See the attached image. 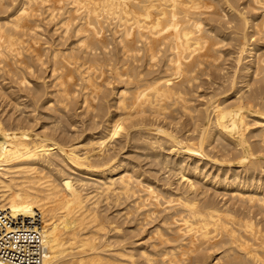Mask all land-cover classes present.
Returning a JSON list of instances; mask_svg holds the SVG:
<instances>
[{
  "label": "bare ground",
  "instance_id": "bare-ground-1",
  "mask_svg": "<svg viewBox=\"0 0 264 264\" xmlns=\"http://www.w3.org/2000/svg\"><path fill=\"white\" fill-rule=\"evenodd\" d=\"M2 3H3V0H0ZM8 1V0H7ZM13 1V0H12ZM11 1V2H12ZM16 1V0H15ZM211 1V0H210ZM209 0H208V2H207V0H21V3L19 4V6L18 7H15V10H14V12L11 14V17L10 18H8V19H6V21L5 22H3V23H1L0 22V62L2 61L3 63L5 62V59L6 58H9V56H11V54H13L14 55V57H15V59L17 60L18 59V57H19V54H20V52H22V49L20 50L19 49V52H16V50L18 49V47H17V49L16 48H13V46L14 47H16V45H19L20 44V42L19 41H21L20 39H22V36H21V38H19V41H17L18 42V44H16L17 42H16V39H15V36L17 35H19L18 34V32L21 30V28L23 27L24 28V26L26 27V25H24L25 23V21L26 20H28L30 17L31 18H33V15H35L34 13H33V11L35 12H38V11H40L39 9H38V7L39 8H41L42 6L43 7H45V9L47 8V11H50L49 13L48 12H45V13H47L48 14V17L49 18H46L45 19V23L47 22V26H45L44 24H42L41 25V27L44 25L45 26V28H47L48 30H50V28L49 27H52V26H50V25H52V24H54V23H56V20H57V22L59 21V19H56L55 21H54V23L52 22L51 24L49 23V27H48V21H47V19H49V20H52V19H54V17L55 18H57V12H59V9L58 10H56L55 9V5L58 3V4H61L62 5V3H63V5H66L67 4V9L69 8V10H64V9H62V6L61 5H59V6H61V7H59V8H61L60 10L61 11H66V13H65V15H64V17L62 18V20H60V21H63L62 23H60V21H59V26L60 27H64L65 26V29L63 28L62 30H65V31H67V29L68 28H70V25H71V23L72 24H74V22L73 21H77L78 19V21H80V22H76V24H77V27H76V31H75V33H74V35H76L75 37H74V35H72V37H74V38H76L77 36H79L80 37V35H81V37L76 41V43H78L79 42V45H76V46H79L78 48H80V47H84V48H86V49H84V51H87V49H89V50H92V51H88V54H87V52H86V54H85V56L86 55H89V53L91 54L92 52L94 53V51L96 50V49H98V51H100V52H102L103 53V55L105 54V50H104V52H103V49L105 48V46H106V42H105V39L106 38H108V31H106V28L107 29H109L108 28V24H113L112 26L114 27V29H115V31L114 32H119V34L118 35H120V38L117 36V41L119 42L120 41V43L122 44V49L120 48H118L119 50H123L124 49V53H126L127 55H128V53L129 52H131V51H133V50H138V51H140V48L138 49V48H136L135 47V43H137L136 41H135V37L137 38V40H139V41H142V39L144 38L145 40H147L146 42H144V46H146V50H147V56L149 57H147L146 56V54L141 50V52L145 55V59H146V57H147V59L146 60H148V62L149 61H153V60H155L156 58V55L158 54V53H156L157 52V42H158V40L160 41L159 43V47L162 45V43L163 44H165L166 45V47H167V57H165L166 59H167V69H166V72H164L163 74H161V73H157L158 75H157V77H155V75L152 73L153 72V70H154V72L156 71L155 69H161V67L163 66V64H162V66L159 68V66L160 65H158L157 63H155L154 61V63L156 64V65H158V67L155 65V64H153V62H152V64L151 65H149L150 64V62L148 63V64H146L147 65V67L148 66H154L155 65V69H150V70H152V74L154 75V77L151 79L150 78V74H149V70H148V76H146L147 78H150L151 80H146L145 78L146 77H144V79H142L143 77H136V76H134V77H136V79L134 78V77H131L132 79H135L136 81H134L132 84H133V88H132V84H131V82L130 81H133L132 79H130V77H129V81H128V77H127V80H126V83L128 84V82H129V86L131 87V88H129V87H127L128 85L126 84V87H118L117 88V96L115 97V95L113 96V100L112 101H115V105L113 106V107H116V109H118V110H121V112H122V114H119L120 115V117H119V115L117 116V117H119V118H117L116 120H114L113 119V117H112V119H113V121L111 122L110 121V123L107 125V127H104L103 125H102V123L104 122V118L105 117H107L106 115H104V113L102 114V115H104L105 117H102L103 118V120H102V118H101V120H99L100 122H101V124H100V122L97 124V127L100 125H102L103 127L102 128H104V132L103 133H101L102 134V136L101 135H99V136H101V137H99L98 138V136H96L97 137V139L96 140H94V139H91L90 141H89V138L88 137H90L89 135H88V137H87V139H86V142H89V144H91V146L92 147H90V148H85V147H82V148H78V142L77 143H75V142H73L72 141V136L71 137H69V139L71 138V141L72 142H70L69 143V141L68 142H66L65 140H64V138L63 139H60V141H59V139L57 138V140H56V138H54L56 135H55V133H54V135H53V137H52V135H51V133L52 132H55L54 130V127L55 126H53L51 123V125L50 126H52L51 128L52 129H54L53 131H52V129H51V131L52 132H50V135L51 136H49V135H47V134H45L44 133V135H39L38 133H40L41 131H44V130H41V131H39V132H37V131H35V132H37V134H35V136L32 134L33 133V131L31 132L30 131V129H35V127H37L38 125H36V123H35V115L33 114V116L35 117L34 118V120H32L35 124L34 125H36V126H33V128H30V129H28V127H26V126H28V125H26V126H24V124H26V123H24V122H26V121H24V122H21L20 121V119H21V117H22V114H19L18 115V117L17 118H19V120H17L18 122H21V123H24L23 124V126L24 127H19V126H16V127H14V128H6L5 126H4V124H3V121H1L0 120V210H2V211H8L14 218H30V217H32V216H34V215H40L41 216V218H42V222H43V225H42V228H43V243H44V246H45V250L42 252V255H41V258H40V261L38 262V263H36V264H116V263H120L121 264V262H112V260L114 259V258H111V260H110V258L108 257V255H106V254H108V253H106L108 250L105 248L106 246H109L108 244H110V242L108 243V244H106V242H105V240H104V235L106 234V232H108L109 231V228H106L107 227V225H106V220L104 219V217H105V215H100V213H106L105 211H104V209H101V210H103L104 212H99L100 210V208H102V207H100L99 205H103L102 203H100V200L102 199V198H105V199H109V198H111V197H113V202L115 201V200H117V199H121L122 198V195L125 197H127V199H128V201L130 200V199H133V198H131V197H135L136 196V194H137V198L138 199H140V201L139 200H137V202L139 201V202H142V201H144V200H146V198L145 199H142V198H144L145 197V193L143 194L141 191H139V190H142V188H143V191H147V195H153L154 196V194H153V192L155 191L156 192V190H153V189H155L156 187H157V185L156 184H154V185H156L155 186V188L153 187V189L151 188V185L150 186H148V184L146 185V184H142L141 182V185H143V187L140 185V187H142L141 189H137L138 187H136V190L137 191H139L140 192V195H141V193L144 195V197H143V195L142 196H140L139 195V193H137V191H135V187H134V184H136L137 182H133L134 181V179H133V181L131 182V180H132V178L134 177V176H138V174H136V175H134L135 173L133 172V170H131L132 169V166H131V168L129 169L128 168V166L126 165V163H124L123 161H121V159L119 158V154H117L119 151V149L120 148H122V147H120L122 144H117L116 142V144L119 146V149H117V150H115V153L111 150L110 152L111 153H107L109 150L108 149H106V148H108L109 146L107 145V144H110V143H107V142H110L111 140H113V139H115L114 137H116L117 135L118 136H120L122 133L124 134V138L127 140L128 138H129V140H130V135H131V131H130V129L131 128H136V127H142V128H144L145 126H146V124H148V123H144L143 121L142 122H132V120H130L129 122H131V123H125V122H127V120L126 119H129V118H127V116H129V117H131L132 118V116H142V115H144L145 113H149L148 115H149V117L153 114V116L156 118V116L158 117V116H165V114L167 113V111H168V109L170 110V108L169 107H171V108H174V107H172L173 106V104L174 103H176V104H178V102H181L182 103V105H183V107L182 108H184L185 109V111H187L188 110V112L189 113H185V115L186 114H189L190 115V112L192 113V111H190L189 109H190V107H188V97H186L185 95L188 93H186L185 94V92H186V89H185V86L187 87V85H183V84H185L184 82H187V83H190L191 81H192V79L193 78H195V76L193 75V73H195V72H199L198 74L200 75V70L202 69L203 70V68H198L197 66H199V64L202 66V61L201 60H203V58L202 59H199V57H202L203 55H202V52H200V51H202V50H211L210 48H209V44L208 43H210V45H211V42H212V40L214 39V38H216V37H213L214 36V34H211L208 30V32H209V34L208 33H205L204 32V30H203V27H205L204 26V23L206 22H204L203 20L204 19H202V17H204V14L205 15H208L209 14V11H208V14H206V12H207V10H206V12L202 15V13L204 12V10L205 9H208V8H210L211 9V7H212V9L211 10H213V7H216L217 5L215 4V5H213L212 6V4H211V2H210ZM214 2H215V0H213ZM212 1V3H214ZM221 1V0H220ZM229 1V0H228ZM239 1H241V0H231L230 1V3H231V5H232V3H240ZM248 1V0H247ZM250 1H252L253 2V4H255V7L252 9V11H248L249 13L247 14V15H245L244 13H242V10L243 9H241L240 11H238L237 10V12H240V13H242L241 15H242V20H240L238 23H240V22H242V23H240V25H242V27L240 28V29H244V28H247V27H251V29H253V35L252 36H250V37H252V39L251 40H253V42L252 41H250V43H248V41L249 40H247V37H246V35L248 34V33H246V35H243V40L241 41V45H240V48H239V51H238V54L236 55V54H234V55H236L237 56V58H236V61H237V63H238V68H236V72L238 71H240L241 69L243 70V71H245V73H244V75L246 76V77H249V76H252V77H255V78H257V80L254 78V82L252 83V82H249L250 81V79H248L247 81H246V77L243 79V80H245L246 81V83L245 84H247V85H250L249 87H247V88H249V90L251 89V87L253 86H256V88L255 89H253V90H251V92L250 93H247V92H243V91H246L245 90V88L243 89V93H238L239 94V96H237L236 97V99L234 100V101H229V103L228 102H225V98H227V96L229 95V93H224V95H223V98H218V97H216V96H214L215 95V91H214V94H212L211 95V97H210V102L208 101L209 100V98H208V102L210 103V105H209V103H208V105H209V118H208V124L206 125V126H204L203 125V123L202 124H200L199 123V127H200V129H198L197 128V126H196V128L199 130V132H198V134L196 135V136H192L191 138H189V139H187V137L188 136H186V138H185V140L187 139V141L185 142H183L182 140H184V136H183V139L181 140L180 139V141L179 140H177L176 139V134H175V136H174V134H172V133H170V132H168V131H172V130H168V131H166L162 126H160V125H157L156 124V122L158 121H156L155 122V124H156V126H154V128L152 127V125H151V127H152V129L151 130H153L152 132H155L156 134H160L159 136H163L162 137V139L164 140V142H171L170 144H172L173 143V145H171V146H175V147H177L176 148V155L177 154H179L180 155V157H181V155L182 156H186L185 158H183V159H180V161L178 162L177 161V163H176V165L174 166V164L171 162V166H172V164H173V166H174V172H170L169 174L170 175H174V177L177 179V182H180V184H182L183 183V185H184V183H185V186L187 185V187H188V189L190 190V191H192V192H198L199 190H200V186H201V184L203 183L202 181L204 180L205 182H206V180L207 179H210V181L212 182V183H214L215 185L216 184H218V185H223V187L224 186H226V187H236V189L238 190V192L236 191H232V192H234L235 193V195H234V193H231L230 192V194L229 195H231L230 197H232V199L233 198H235V199H233V200H236V202L237 203H240V206L239 207H243V208H240V210L241 209H244L243 211H240L239 209H238V211H239V213H238V211L237 212H235V210H234V208L232 209V207H231V209L232 210H234V211H232V210H230L229 208H227V209H222L221 208V206L223 205H221V203L220 204H217L218 206L219 205H221L220 206V208L219 207H217L215 204V200H213V202H214V204L210 201V202H206L205 201V203H203L202 205H199L198 203L200 202H197V200H198V197H196L197 198V200L196 199H194V196L192 197L193 198V200H192V198L191 199H189L188 198V196L186 197L185 196V191L184 192H182L183 194H184V196H183V194L182 193H180L181 195L180 196H178V199H177V197L175 198V199H177V202H173V198L169 201V205H171V203L173 202V203H175L176 204V206L178 205L179 206V204L181 205V207L183 208V210H182V208H179V207H177V208H179L180 210H182L180 213L178 212V214H180L179 215V218H180V220H182V222H183V224H184V227L183 226H181V228L180 229H178V230H180L181 232H182V234H183V236L185 235L186 237H187V235H188V237H189V240H187V243H186V245L187 246H185V247H187V248H181L182 246H184L185 245V240H186V238L184 239V237L183 236H179V239H184V241H183V244L184 245H182L181 244V242L179 241V239H178V241H177V239H175L174 240V242H176V243H178V244H181V245H177L176 244V247L177 246H179V248H181L182 249V251L180 252L179 250V248L178 249H176V250H178V254H177V251H174L175 250V248H174V250H172L171 252H168L167 254H169V257H168V259H169V261L168 262H174V263H176V264H180V262H182V261H186L185 260V257L187 258V260H188V258H190V257H188V256H190L191 255V253H193V252H195V253H198V255L194 258V261H195V263L196 264H202L203 263V260L206 258V260H207V257L210 259L211 258V256L213 257L212 258V260H213V263L214 264H264V225L263 224H261V222H260V220L259 221H257V219H256V217L258 218V216H260V214H264V186H256V185H254V184H256L254 181H255V176H257V175H260V174H257V173H263V175H264V160H262V161H260V158L259 157H254V155H255V153H254V151H257V150H255L257 147H258V149H259V147H260V149L259 150H261L262 149V153L264 152V91H263V89H264V0H249V3H250ZM0 2V3H1ZM10 2V3H11ZM14 2V1H13ZM20 2V1H19ZM210 2V4H208ZM216 2H218V1H216ZM222 2V1H221ZM221 2H220V4H221ZM6 3V2H5ZM5 3H3V4H5ZM9 3V2H8ZM8 3L6 4L7 6H8ZM64 3H66V4H64ZM223 3V5L225 4L224 2H222ZM13 4V3H12ZM12 4H9V5H12ZM14 4H15V2H14ZM219 4V3H218ZM237 4V5H238ZM247 4V3H246ZM1 5V4H0ZM16 5V4H15ZM18 5V4H17ZM16 5V6H17ZM39 5V6H38ZM226 5V4H225ZM224 5V6H225ZM235 5V4H234ZM232 6L233 8L235 7V9H236V6ZM249 5V4H248ZM36 6H38V7H36ZM250 6V5H249ZM254 6V5H253ZM252 5H251V7H253ZM2 6H0V8H1ZM36 7V8H35ZM43 7L41 8V9H43ZM56 7H58V6H56ZM65 6H63V8H64ZM239 7H242V4H241V6L239 5ZM5 8H7V7H5ZM4 8V9H5ZM10 8V7H9ZM14 8V7H13ZM217 8H219V10H216V11H218V13L215 11V8H214V11H211V13H213L214 12V16H215V14L217 13V14H221L222 13V15L224 16V20H225V16L226 15H224V13L222 12L223 10H221V8L220 7H217ZM216 8V9H217ZM244 8V7H243ZM36 9H38V11L36 10ZM203 9V10H202ZM222 9H223V7H222ZM238 9V8H237ZM246 9H248V10H250L249 8H246ZM1 10V9H0ZM54 10H56V13L55 14H57L56 16H54L55 14L53 13L54 12ZM220 10H221V12H220ZM225 10V9H224ZM227 10V9H226ZM225 10V11H226ZM231 9H229L228 11H230ZM245 10V9H244ZM2 11V10H1ZM0 11V12H1ZM6 11H8V9H6ZM11 11H12V9H11ZM10 10H9V12H11ZM43 11H44V9H43ZM41 12V14L43 15V13L44 12ZM247 11V10H246ZM4 12H5V10H4ZM35 12V13H36ZM2 13V12H1ZM44 13V14H45ZM61 14L62 13H64V12H60ZM59 13V15H61ZM226 13V12H225ZM228 13V12H227ZM233 12H231V14H232ZM3 14V13H2ZM1 14V15H2ZM4 14H6V12L4 13ZM41 14H39L40 16H41ZM46 14V15H47ZM230 14V15H231ZM235 13H233V15H234ZM45 15V16H46ZM59 15H58V17H59ZM62 15V16H63ZM202 15V17H199V16H201ZM212 15V14H211ZM227 15H229V14H227ZM236 15V14H235ZM234 15V16H235ZM245 15V16H244ZM61 16V17H62ZM213 16V15H212ZM216 16H218V15H216ZM222 16V17H223ZM232 16V15H231ZM4 17V16H3ZM7 17H9V16H7ZM43 16H41V18H42ZM228 17V16H227ZM236 17H237V15H236ZM6 18V17H5ZM4 18V19H5ZM30 18V19H31ZM35 18H36V16H35ZM44 18V17H43ZM42 18V19H43ZM60 18V17H59ZM208 18H210V17H208ZM218 18H221L220 16L219 17H217V19ZM34 19V18H33ZM61 19V18H60ZM223 19V18H222ZM35 20V19H34ZM38 20V19H37ZM101 20L103 21V23L101 24ZM216 20V19H215ZM235 20V19H234ZM236 20H238L237 18H236ZM1 21H4V20H1ZM30 21H32L33 22V20H30ZM40 21V20H39ZM39 21H37V22H39ZM209 21V20H208ZM221 21V20H220ZM219 21V22H220ZM223 21V20H222ZM231 21V20H230ZM37 22H35V23H37ZM43 22V21H42ZM211 22H214L213 20L211 21ZM217 23H219L218 22V20L216 21ZM226 22H227V20H226ZM225 22V23H226ZM235 22V21H234ZM233 22V23H234ZM26 23H27V21H26ZM29 23V22H28ZM27 23V24H28ZM35 23L33 22V23H30L31 25H35ZM104 23H107L106 25L104 24ZM221 23V22H220ZM219 23V24H220ZM223 23V22H222ZM228 23V22H227ZM231 23H232V21H231ZM230 23V25H229V27H230V29H231V25H233V24H231ZM236 23V22H235ZM29 24V25H30ZM57 24V23H56ZM84 24L86 25V27L84 26ZM206 24H208V23H206ZM55 25V24H54ZM62 25V26H61ZM75 25V24H74ZM218 25V24H217ZM223 25V24H222ZM225 25V27L227 26L226 24H224ZM236 24H234V26H235ZM32 26V27H33ZM55 26H57L58 27V25H55ZM84 26V27H83ZM106 26V28H104V27ZM213 25H211V27H212ZM219 26V25H218ZM221 26V25H220ZM237 26V28H238V26H239V24H237L236 25ZM35 27H38V28H36L37 30H39V26H38V24H37V26L35 25L34 27H33V29H35ZM57 27H55V28H57ZM73 27H75V26H72L71 28L73 29ZM210 27V28H211ZM216 27V26H215ZM225 27H223V28H225ZM233 27V26H232ZM43 28V27H42ZM42 28H40V30H42ZM70 28V29H71ZM86 28V29H85ZM99 28V29H98ZM107 32V33H105V34H107L108 36H105V34H103V32H102V30L103 29ZM111 28V27H110ZM205 28H207V27H205ZM209 28V29H210ZM213 28V27H212ZM228 28V27H227ZM226 28V29H227ZM234 28V27H233ZM236 28V30L238 31V29ZM20 29V30H19ZM26 31L28 30V29H30V27L29 28H24ZM24 29H22V30H24ZM33 29H30V32H28V35L25 33V37H26V35L28 36V37H30L31 35H33L32 34V32H33ZM44 29V28H43ZM69 29V30H70ZM75 29V28H74ZM214 30H216L215 28H213ZM239 29V30H240ZM248 29V28H247ZM251 29H250V31H251ZM22 30H21V32H19L21 35H23L24 34V32H26V31H24L23 32V34H22ZM54 30V29H53ZM53 30H52V33H51V35L54 33L55 35H58V34H56V33H58L57 31L56 32H53ZM56 30V29H55ZM54 30V31H55ZM57 30H58V28H57ZM101 30V31H100ZM111 30V29H110ZM222 30V27L220 28V31ZM14 31H18L17 32V34L16 35H13V34H15L14 33ZM29 31V30H28ZM36 31V30H35ZM34 31V32H35ZM60 31H61V29H60ZM72 31V30H71ZM71 31H68V32H66V36H64V38L66 37V39L70 36L69 34H72V33H69V32H71ZM85 32V33H81V32ZM112 31V30H111ZM212 31V30H211ZM220 31H219V33H220ZM224 31V30H223ZM227 30H225L224 32H226ZM236 31V32H237ZM42 32H45V34H49V33H46V32H48V31H46V29H45V31H42ZM41 32V33H42ZM100 32H102V34L106 37L105 39H104V37L103 36H101V34H100ZM216 32V31H215ZM214 32V33H215ZM224 32H221V33H224ZM242 31H240V33H241ZM249 32V31H248ZM31 33V34H30ZM35 33H37V38H39V37H41V34H39L38 35V33H40L39 31L37 32H35ZM63 33L64 32H62V34H61V32H59V35H63ZM67 33H68V37H67ZM78 33H80L79 35H78ZM213 33V32H212ZM218 32L216 33L217 35H220ZM228 33V32H227ZM231 33H233V32H231ZM238 33H239V31H238ZM44 33H42V35H45ZM99 34H100V36L104 39H102V38H100L99 37ZM109 34H110V31H109ZM117 34V33H116ZM115 34V35H116ZM211 34V35H210ZM250 34V33H249ZM35 35V34H34ZM33 35V36H34ZM59 35H58V39H55L54 38V36H52V38L53 39H55V40H59L60 38V40L62 41V42H65V41H63V36H60V38H59ZM111 35H113V33L111 32ZM213 35V36H212ZM223 35V34H222ZM224 35L226 36V33H224ZM235 35L238 37V35L235 33ZM254 35L256 36H258V38H254ZM216 36V35H215ZM228 36H229V33H228ZM256 36V37H257ZM28 37L26 38V40H22L21 42L22 43H24V41H25V43L27 44V42H28V40L30 39H28ZM35 37V36H34ZM33 37V38H34ZM50 37V36H49ZM49 37H48V40H49ZM72 37L71 38H69V39H71L72 40ZM116 36H114L113 38H115ZM230 37L231 38H234V34H233V37L230 35ZM230 37H229V39H230ZM42 38H43V36H42ZM42 38H39V41H38V39L36 40V42L35 43H39V42H41L40 40H42ZM73 38V39H74ZM78 38V37H77ZM76 38V39H77ZM112 37L110 38V40H108V39H106V41H111V39H113ZM160 38H162V40H164V41H161L160 40ZM212 38V39H211ZM219 38H220V36L218 37V38H216V39H218L219 40ZM228 38V37H227ZM239 38H240V40H241V37L239 36ZM239 38H237L238 40H239ZM25 39V38H24ZM31 39H32V37H31ZM45 39H46V36H45ZM50 39H51V37H50ZM66 39H64V40H66ZM116 39V38H115ZM120 39V40H119ZM221 39V38H220ZM224 39H226V37L224 38ZM229 39L227 40L228 42H230L229 41ZM248 39H249V37H248ZM18 40V39H17ZM35 41V39H32V41ZM54 40V41H55ZM68 40V39H67ZM232 40V39H231ZM236 40V39H235ZM239 40V41H240ZM27 41V42H26ZM47 41V40H46ZM56 41V42H57ZM61 41H59V44L61 45ZM223 41V39L222 40H220V41H214V42H212V45H214V43L215 42H217V43H215V44H218L219 46H220V43ZM31 42V40H29V43ZM49 42V41H48ZM48 42H44V40H43V43H48ZM53 41H51V43H52ZM55 42V43H56ZM107 42V44L109 45V43ZM113 42H115L114 41V39H113ZM118 42H116V43H118ZM127 42V43H126ZM135 42V43H134ZM143 42V41H142ZM226 42V41H225ZM227 42V43H228ZM233 42V41H232ZM236 42H238V41H236ZM37 43V44H38ZM54 43V44H55ZM75 42H73V44H74ZM75 43V44H76ZM115 43V44H116ZM224 43V42H223ZM235 43V42H234ZM16 44V45H15ZM26 44H23L22 46H25ZM40 45L42 44V43H39ZM45 44V45H46ZM54 44L52 45V46H54ZM66 44H69L68 43V41L66 42V43H62V45H63V47H64V45H66ZM114 44V43H113ZM121 44H119L120 46H121ZM130 44V45H129ZM222 44V43H221ZM238 44V43H237ZM21 45V44H20ZM45 45L43 46V47H45ZM62 45H61V47H59V45L57 46L58 48H61L62 49ZM137 45V44H136ZM218 45H215V46H213V52H215V54L214 53H212V50H211V54L213 55H215V56H217V58H219V56H220V58L218 59V61L221 59V58H223L222 56H221V54H219L220 52L218 51V53H217V55H216V50H218V49H216V48H219V46ZM222 45H224V44H222ZM30 45H28V47H29ZM39 46V45H38ZM70 46V45H69ZM75 45H71L70 47H74ZM112 46V45H111ZM118 46V45H117ZM229 46H230V44H229ZM21 47V46H20ZM28 47H27V49H28ZM36 46H34V48H35ZM40 47V46H39ZM43 47H41V48H43ZM46 47H48L49 48V46H47L46 45ZM55 47V46H54ZM67 47V45L65 46V48ZM102 47H104V48H102ZM108 47V46H107ZM113 47V46H112ZM214 47H215V49H214ZM221 47V46H220ZM222 47H224V46H222ZM231 47V46H230ZM236 47H238V46H236ZM235 47V48H236ZM23 48V47H22ZM31 48V47H30ZM37 48V47H36ZM75 48H77V47H75ZM75 48L73 49V50H70L69 48H67V50H65L62 54L64 55L63 56V58L64 57H67L64 53H66L67 54V52L66 51H68V56L69 57H67V58H71L72 60H75V59H77V58H75L77 55H76V53L78 54L79 53V55L81 54V52H83V51H75L74 52V50H75ZM77 48V49H78ZM102 48V49H101ZM110 46H109V51H110ZM113 48H115L116 49V47H113ZM142 48V47H141ZM163 48V50H164V46L162 45V47L160 48V50ZM234 48V49H235ZM25 49V48H24ZM23 49V50H24ZM26 49V50H27ZM40 49V48H39ZM37 50L38 52L39 51H41L42 49H40V50ZM46 51L48 50L47 48H44ZM51 50H52V52H53V49L52 48H50ZM70 50V52L71 51H73L74 53H75V56L73 55V53L72 54H70L69 53V50ZM76 49V50H77ZM82 48H80V50H81ZM106 49V48H105ZM112 49V48H111ZM118 49H117V51H118ZM232 49V48H231ZM232 50V51H236V50ZM237 49V48H236ZM26 50H24L25 52H26ZM31 50V49H30ZM29 50V51H30ZM34 49L32 48V51H33ZM36 50H34L36 53L35 54H37V55H40V56H42V52H43V50L41 51V52H39V53H37V51ZM94 50V51H93ZM107 50V51H108ZM113 50V49H112ZM156 50V51H155ZM159 50V49H158ZM159 50V51H160ZM225 50V49H224ZM227 50V49H226ZM33 51V52H34ZM46 51H44L45 53H46ZM57 51H60V50H57ZM57 51L55 50L54 52V54L53 53H51V55H53V57L50 55V57L48 58V59H50V58H52V61H50V62H52L53 64H51V65H53V66H50V68H51V76H55V83L52 85V88H53V86H54V91L57 93L56 95L58 96V94L62 97V100H64L63 102H65V101H67V103L70 101L71 102V96H70V94H68L67 92L69 91L70 92V90L73 92V90H72V86H70V87H72L71 89H70V87H69V89L70 90H68V88H67V90H65L66 88H65V86L67 85V84H69V82L67 83V82H65L64 83V81H67L68 80V78H67V80H64V79H62V77L64 78L65 76H64V74H63V72H57V69L59 68H57V67H55V65H56V61L58 62V61H60V60H57V57H58V53H57ZM114 51H116V50H114ZM135 51H133V52H135ZM24 52V53H25ZM48 52V51H47ZM51 52V51H50ZM62 52V51H61ZM119 52V51H118ZM122 53H123V51H121ZM161 52H163V51H160L159 52V54L157 55L158 57L160 56V53ZM165 52V51H164ZM196 52H198L199 54H201V55H198L199 57L197 58V59H199L200 61H197V60H195L196 58H194L193 57V59H194V61H193V59L191 60V58H192V56L193 55H196V57H197V53ZM205 52V54L207 53L206 51H203V53ZM224 52V51H223ZM228 52V51H227ZM226 52V53H227ZM230 52V51H229ZM42 53V54H41ZM92 53V55H94ZM96 53V52H95ZM99 53V52H98ZM98 53H96V56H98L97 54ZM107 53V52H106ZM108 53H110V52H108ZM122 53H119V54H122ZM141 53V54H142ZM209 53V52H208ZM21 54H23V53H21ZM20 54V55H21ZM26 54V53H25ZM25 54H23V55H21V58H23L22 56H24L25 57ZM28 54L30 55V54H32L31 53V51L28 53L27 52V55H26V57L28 56ZM50 54V53H49ZM60 54V53H59ZM62 54H61V56H62ZM111 54V53H110ZM126 54H122L123 56H125ZM136 54V53H135ZM138 54H140V52H138ZM140 54V61L141 60H144L143 58L141 59V55ZM162 54V53H161ZM164 54H166V52L164 53ZM210 54V56L209 55H207L208 56V60L210 61V60H212V63H211V65L215 62V60H216V58L214 57V59L212 58V55ZM227 54H229V53H227ZM231 55H232V53H230ZM229 54V55H230ZM18 55V57H16ZM36 55V57H32L33 59H35V60H32V63H33V61L35 62L36 61V63H34V64H36V65H39V64H41V65H44L45 64V61L46 60H48L47 59V57H46V55H47V53H46V55L44 54V56H42V57H45L46 58V60L45 61H43V58L41 59V57L40 56H37ZM91 55V57H88L87 56V58L83 55H81L82 57H83V59L85 58L86 60L88 59V58H92L93 56ZM117 55V54H116ZM115 55V56H116ZM133 55V54H132ZM163 55V54H162ZM161 55V57H163ZM219 55V56H218ZM31 56H33V54L31 55ZM35 56V55H34ZM60 56V57H61ZM95 56V55H94ZM108 56H111V55H107V57ZM123 56H121V58H123ZM128 56H130V57H133V56H131V54L130 55H128ZM128 56L126 57L127 59H128ZM134 56H136L137 57V55H134ZM204 56H206V55H204ZM203 56V57H204ZM224 56V55H223ZM13 57V56H12ZM78 57V56H77ZM101 57V55H99V58ZM104 57V56H103ZM114 57V56H113ZM113 57H111L112 59H114ZM117 57V56H116ZM115 57V58H116ZM120 57V56H119ZM118 57V58H119ZM136 57H134V58H136ZM144 57V56H143ZM234 57V56H233ZM31 57L29 56L28 58H25L24 59V61L25 60H27V59H30ZM63 58H61V59H63ZM66 58V59H67ZM75 58V59H74ZM105 58V57H104ZM103 58V59H104ZM164 58V60H166ZM190 58V59H189ZM209 58H211V59H209ZM225 58V57H224ZM246 58H249L247 61L248 62H245L244 63V59H246ZM58 59H60V58H58ZM70 59V60H71ZM81 60L82 58H79L78 57V59H77V61L78 60ZM84 59V60H85ZM93 59V58H92ZM112 59H109L108 58V61L109 60H112ZM123 59H125V58H123ZM130 59V58H129ZM138 59V58H137ZM136 59V60H137ZM159 59H162V58H160L159 57ZM187 59H189V61H187ZM205 59H207V58H205ZM7 60H9V59H7ZM19 62H21V60L22 59H20L19 58ZM65 60V59H64ZM71 60V61H72ZM82 61L83 63L85 62V61ZM90 60V59H89ZM88 60V61H89ZM107 60V59H106ZM117 60L119 61L118 63L120 64L121 62H120V59H116V64H117ZM136 60H134V61H136ZM146 60H144V61H146ZM213 60H214V62H213ZM235 60V59H234ZM234 60H232V61H234ZM10 61L12 62V59H10ZM23 61V60H22ZM23 61V62H24ZM62 61V60H61ZM66 62L67 61H69L68 59L67 60H65ZM80 61V62H81ZM88 61H87V63H88ZM94 61H96L95 60V57H94V60H92V65L94 64ZM108 61H106V63L108 62ZM113 61V60H112ZM115 61V60H114ZM121 61L123 62V60L121 59ZM124 61H126V60H124ZM131 61H133V58H131ZM156 61V60H155ZM197 61V62H196ZM206 61V60H205ZM217 61V60H216ZM217 61V62H218ZM227 61V60H226ZM235 61V62H236ZM7 63H9L8 61H6ZM16 62V66L17 65H19V64H17L18 63V60L17 61H15ZM15 62H14V64H15ZM26 62V61H25ZM30 62V61H29ZM42 62V63H41ZM44 62V63H43ZM89 62H91V60L89 61ZM110 62V61H109ZM128 62V61H127ZM126 62V63H127ZM138 62H139V60H138ZM204 62V61H203ZM221 62V61H220ZM3 63H0L1 65L3 64ZM26 63H28V62H26ZM32 63H30V64H32ZM39 63V64H38ZM46 63H47V61H46ZM61 63V62H60ZM59 62H58V64H60ZM63 64H64V61L62 62ZM61 63V64H62ZM68 63V62H67ZM72 63V62H71ZM70 63V64H71ZM74 63V62H73ZM75 63H76V61H75ZM74 63V64H75ZM86 63V62H85ZM84 63V64H85ZM86 63V64H87ZM97 64H98V62H96ZM95 63V64H96ZM99 63H101L100 65H103L104 63H105V59H104V62L101 60V62H99ZM111 63V62H110ZM129 63H131V62H129ZM135 63H137V61L135 62ZM140 63V62H139ZM138 63V65H140ZM143 63H145V62H143ZM205 63V62H204ZM209 63V62H208ZM222 63V62H221ZM23 65H24V63H22ZM57 64V65H58ZM60 64V65H61ZM69 64V63H68ZM78 64V66L77 67H79L80 66V68H81V71H82V68H83V66L81 67V65H79V63H76L75 65H77ZM80 64H82V63H80ZM85 64V65H86ZM88 64H90L91 65V63H88ZM95 64H94V66H95ZM123 63H121V66H122V68L121 69H123V66L124 65H127V64H125L124 63V65H122ZM216 66H218L217 65V63L215 62L214 63ZM235 64V63H234ZM0 65V71L2 70L1 68H2V66ZM5 65H6V63H5ZM5 65H3L4 67H5ZM9 65H10V63H9ZM21 65V64H20ZM19 65V67L20 68H22V71H23V65H22V67ZM26 65V64H25ZM28 65V64H27ZM26 65V66H27ZM46 65V64H45ZM48 65V64H47ZM60 65H58V66H60ZM65 65H67V64H64V66ZM72 65V64H71ZM70 65V67H67V68H64V66H63V69L65 70V69H67L68 71H69V73L68 74H71V70L72 69H74V67L73 66H71ZM99 65V64H98ZM108 65V64H107ZM111 65V69H112V65H114V63L112 64H110ZM109 65V66H110ZM135 65V64H134ZM133 65V62H132V65H130V67L132 66H134ZM138 65L136 66V68H138ZM145 65V66H146ZM208 65H210V64H208ZM7 66V65H6ZM15 66V65H14ZM31 66H34L33 64L32 65H30V67L29 66H27V67H29V68H31ZM89 66V65H88ZM87 66V67H88ZM92 67V66H90V70H92V68H98L99 66H97V67ZM119 66V65H118ZM129 66V65H128ZM135 66H134V68H132V70L133 69H135ZM141 66V65H140ZM145 66H143V64H142V68H144ZM207 66V65H206ZM215 66V67H216ZM3 67V68H4ZM11 67H13L12 65L10 66V68ZM18 67V66H17ZM25 67V66H24ZM36 67H38V66H36ZM61 68H62V65L60 66ZM85 67V66H84ZM92 67V68H91ZM101 67H104V68H100L101 70L102 69H105V65L104 66H101ZM114 67H117V66H114ZM120 67V66H119ZM118 67V68H119ZM197 67V68H196ZM203 67H204V64H203ZM208 67V66H207ZM212 67V66H211ZM214 67V68H215ZM223 66H221V68H222ZM235 67V66H234ZM6 68V67H5ZM35 67H33V69H34ZM39 68H40V70H41V68L42 67H40L39 66ZM49 68V67H48ZM49 68V69H50ZM69 68L71 69V70H69ZM80 68L78 69V70H80ZM97 69L98 71L100 70V69ZM107 68V67H106ZM109 68V67H108ZM106 69V70H108V71H110L109 69ZM124 68H128L129 69V67H124ZM131 68H130V70H131ZM141 68V67H140ZM141 68V69H142ZM206 68V67H205ZM204 68V69H205ZM210 68V67H209ZM233 68V67H232ZM12 69H15V67L14 68H12ZM12 69H11V71H12ZM16 69H18V68H16ZM27 68H25L24 70H26ZM38 69V68H37ZM37 69H35L34 70V72H36L37 71ZM47 69V68H46ZM48 69V70H49ZM88 69V68H87ZM117 69V68H116ZM128 69H126L125 70V72H126V74H125V72L124 73H121V70H120V73H118L119 72V70H118V72H117V70H116V72H117V75H114V77L115 76H117V78L115 77V79H117V82H118V80L119 81H121V82H123L124 83V79H125V77H124V79H123V76H124V74L125 75H127L128 76V74H127V70ZM147 69H149V68H147ZM146 69V70H147ZM196 69H197V71H196ZM198 69H199V71H198ZM207 69V68H206ZM205 69V70H206ZM212 69V68H211ZM219 69V68H218ZM235 69V68H234ZM234 69H233V72H234ZM6 70V69H5ZM32 70V69H31ZM61 70V69H60ZM76 70V66H75V69H74V71H73V73L75 72L76 74H77V70ZM85 70V69H84ZM106 70H104V71H106ZM114 70V72H115V69H113ZM132 70H131V73H132ZM140 69H138V71H139ZM201 70V71H202ZM241 70V71H242ZM10 71V70H9ZM14 72H15V70H13ZM17 71V70H16ZM27 71V70H26ZM46 71V70H45ZM44 71V72H45ZM59 71V70H58ZM94 71H96V70H94ZM94 71H91L90 73H88V71L86 70L83 74V76L81 75L80 76V74H79V76L80 77H82V79H83V81H85L86 83L85 84H89V85H93V82H94V84H95V82L96 81H94L95 79H93V80H91V77H92V72H94ZM97 71V72H98ZM108 71H106V73L105 74H109L110 72H108ZM124 71V70H123ZM137 70H135V72H138ZM144 72H146V74H147V71H145V69L143 70ZM157 71H159V70H157ZM156 71V72H157ZM204 71V70H203ZM202 71V72H203ZM211 71V70H210ZM214 71V70H213ZM240 71V72H241ZM5 72V71H4ZM8 72V71H7ZM18 72H19V70H18ZM23 72H25V71H23ZM29 72H31V71H29L28 70V74H30V76L32 75V72L31 73H29ZM38 72H39V69H38ZM38 72H36L37 74H38ZM43 72V71H42ZM66 72V70L64 71V73ZM79 72V71H78ZM97 72L96 73H94L95 75H98L99 76V74H97ZM113 72V73H114ZM116 72H115V74H116ZM161 72V71H160ZM201 72V73H202ZM17 73V72H16ZM22 72H21V70H20V74H21ZM36 73H34V74H36ZM40 73V72H39ZM72 73V74H73ZM81 73V72H80ZM103 72H101L100 74H102V75H100L99 77H101V76H103V75H105ZM129 73V76H131L130 75V72H128ZM140 73V72H139ZM138 73V74H139ZM143 73V72H142ZM142 73H140L141 75H142ZM196 73V74H197ZM209 72H207V74H208ZM211 73V72H210ZM229 73V72H228ZM232 73V72H231ZM0 74H1V72H0ZM4 74H6V72L4 73ZM11 74V73H10ZM25 74V73H24ZM24 74H23V76H24ZM49 74H50V72H49ZM71 74V75H72ZM82 74V73H81ZM87 74V75H86ZM91 74V75H90ZM133 74H135V73H132V75ZM152 74H151V77H152ZM156 74V73H155ZM203 74H206L205 72H203ZM202 74V75H203ZM214 74V73H213ZM234 74H236V73H234ZM241 74H242V72H241ZM7 75V74H6ZM11 75H14V73L13 74H11ZM11 75H9V76H11ZM44 75V74H43ZM63 75V76H62ZM66 75V74H65ZM71 75H70V77H71ZM75 75V74H74ZM94 75V77L93 78H95L96 76ZM136 75V74H135ZM144 76H145V73L143 74ZM142 75V76H143ZM232 75V74H231ZM227 76L228 78H231L232 76ZM237 75V74H236ZM1 76V75H0ZM8 76V75H7ZM19 76H21V75H19ZM18 76V78H20ZM26 76V75H25ZM28 77H29V75H27ZM34 76H36V75H34ZM38 76V75H37ZM68 76V75H67ZM79 76H77V78L79 77ZM205 76V75H204ZM226 76V75H225ZM238 76V75H237ZM12 77V76H11ZM14 77V76H13ZM12 77V78H13ZM27 77V78H28ZM39 77H42V75L41 76H39ZM37 78V80L38 79H40V78ZM80 77L78 78V80L80 79ZM98 77V78H99ZM106 77V76H105ZM108 77V76H107ZM110 77H112L111 76V74H110ZM207 77V76H206ZM219 77H220V75H219ZM222 77V76H221ZM223 77H224V75H223ZM239 77V76H238ZM259 77V78H258ZM26 78V79H27ZM30 78V77H29ZM52 77H49L48 79H51ZM72 78H73V76H72ZM72 78H69V81H70V84H71V80H72ZM97 78V77H96ZM177 78H183L180 82L178 81V82H175L174 80L176 79V80H178ZM233 78V79H232ZM231 79H232V81L231 80H229V82L231 81V86H230V84L229 83H227V82H225V80H224V84L225 83H227V87L226 86H223V87H226L227 89H229V86L231 87V88H234V87H237V86H235L236 84H237V79L238 78H236L235 79V77L233 76ZM241 78V77H240ZM239 78V79H240ZM243 78V77H242ZM6 79V78H5ZM42 79V78H41ZM40 79V80H41ZM47 79V78H46ZM66 79V78H65ZM71 79V80H70ZM76 79V78H75ZM101 80L102 79H104L103 77H101L100 78ZM100 79H98V80H100ZM111 79V78H110ZM114 79V78H113ZM217 79V78H216ZM215 79V80H216ZM221 79V78H220ZM223 79V78H222ZM251 79H253V78H251ZM2 80V78L0 77V81ZM9 80V79H8ZM16 80V79H15ZM25 80V79H24ZM24 80H23V82H24ZM33 80H36V79H32V81ZM64 80V81H63ZM77 80V79H76ZM97 80V86L99 85V88H97L96 89V91H98V89H100V86L102 85L101 83L104 81L105 82V80H103L102 82H99ZM112 80V79H111ZM110 80V81H111ZM200 80V79H199ZM204 80V79H203ZM237 80V81H236ZM242 80V79H241ZM242 80V81H243ZM10 81V80H9ZM19 82H20V80H18ZM27 81V80H26ZM44 81H45V79H44ZM43 81V82H44ZM50 81V80H49ZM93 81V82H92ZM108 81V80H107ZM106 81V82H107ZM114 81V80H113ZM113 81H111V82H113ZM221 81V80H220ZM226 81H228L227 80V78H226ZM253 81V80H252ZM255 81H256V83H255ZM3 82V81H2ZM12 82V81H11ZM22 82V84L24 85V83ZM37 82V81H36ZM51 82V81H50ZM76 81H73V83H75ZM78 82V81H77ZM103 82V85L105 84ZM111 82H110V85H111ZM120 82V83H121ZM205 82V81H204ZM216 82V81H215ZM239 82V81H238ZM13 83H14V81H13ZM16 83V82H15ZM28 83H29V81H28ZM38 83V82H37ZM36 83V84H37ZM52 83V82H51ZM82 83H83V86H85L84 85V82H80V84L82 85ZM119 83V84H120ZM122 83V84H123ZM200 84H201V80H200V82H199ZM208 83V82H207ZM221 83H223V81L221 82ZM220 83V84H221ZM254 83H255V85H254ZM12 84V83H11ZM18 84V83H17ZM21 84V83H20ZM31 84V83H30ZM34 84V83H33ZM32 84V85H33ZM36 84L34 85V86H36ZM109 84V82L106 84V85H108ZM114 85L116 84V83H113ZM124 84V85H125ZM191 84V83H190ZM216 84V83H215ZM228 84H229V86H228ZM244 84V85H245ZM27 85V84H26ZM25 85V86H26ZM40 85H41V83H40ZM43 85V84H42ZM41 85V86H42ZM49 85V84H48ZM47 85V86H48ZM71 85H73V84H71ZM74 85H76V84H74ZM102 85V86H103ZM110 85H108V87L110 88ZM211 85H212V83H211ZM238 85V84H237ZM239 85H243V83L241 84H239ZM243 85V86H244ZM1 86V85H0ZM3 86V85H2ZM17 86V85H16ZM18 86H20V85H18ZM17 86V88H19ZM31 86V85H30ZM40 86V87H41ZM68 86V85H67ZM95 86L96 85H93V87L95 88ZM121 86V85H120ZM196 86V85H195ZM194 86V87H195ZM213 86V85H212ZM222 86V85H221ZM4 87V86H3ZM15 87V86H14ZM21 87V86H20ZM27 87L28 86H26L24 89L26 90L27 89ZM33 87V86H32ZM37 87V86H36ZM43 87V86H42ZM41 87V88H42ZM46 87V86H45ZM86 87V86H85ZM84 87V88H85ZM103 87H105V86H103ZM107 87V86H106ZM105 87V88H106ZM112 87V86H111ZM117 86L115 85V88H116ZM209 87V86H208ZM211 87V86H210ZM218 87H219V85H218ZM252 87V88H253ZM22 88V87H21ZM34 88V87H33ZM47 88L48 87H46L45 89L47 90ZM49 88H51V86L49 87ZM79 89H81L80 87H78ZM93 88V90L95 91V89ZM113 88V87H112ZM115 88H113L114 90H116ZM221 88V87H220ZM220 88H217V89H220ZM225 88V89H226ZM241 88V87H240ZM240 88H239V90H240ZM5 89H6V87H5ZM4 89V90H5ZM8 89V88H7ZM24 89H22V90H24ZM44 89V88H43ZM74 89V88H73ZM83 89V88H82ZM86 89H89V87L88 88H86ZM102 89V88H101ZM100 89V90H101ZM187 89H189L188 87H187ZM191 89V88H190ZM206 89V88H205ZM211 89V88H210ZM222 89V88H221ZM224 89V88H223ZM235 89V88H234ZM9 90H12V89H9ZM14 90V89H13ZM22 90H20V91H22ZM30 90H31V87H30ZM30 90H27V91H30ZM48 90H50V89H48ZM53 90V89H52ZM74 90H77V89H74ZM85 90V89H84ZM104 90V89H103ZM112 90V89H111ZM113 90V91H114ZM192 90V89H191ZM190 90V91H191ZM196 90H197V88H196ZM207 90V89H206ZM229 90H231V89H229ZM229 90H228V92H229ZM237 90V89H236ZM238 90V91H239ZM248 90V89H247ZM8 91V90H7ZM6 91V92H7ZM16 91V90H15ZM39 92H40V89L38 90ZM67 91V92H66ZM86 91V90H85ZM93 91V92H94ZM95 91V92H96ZM108 91H110V90H108ZM189 91V92H190ZM213 91V90H212ZM224 91V90H223ZM1 92H4V91H2L1 90ZM0 92V93H1ZM10 92V91H9ZM8 92V93H9ZM26 92V91H25ZM34 92V91H33ZM32 92V93H33ZM50 92V91H49ZM77 92V91H76ZM81 93H83V91H80ZM93 92L91 93V92H89L88 94H82V95H85L84 96V98H82L83 96L82 95H79L83 100H80V101H83V103L85 104H83L84 106H85V108H89V104H87V102L89 103V100L90 99H88V101H87V95L89 96L90 95V93L91 94H93ZM100 92H102V90L100 91ZM192 92V95H193V92L194 91H191ZM190 92V93H191ZM196 92V91H195ZM198 92V91H197ZM219 92H221V93H223L222 91H219ZM219 92H217V93H219ZM235 92V91H234ZM17 93H19L18 91H17ZM28 93V92H27ZM26 93V94H27ZM30 93V92H29ZM28 93V94H29ZM40 93H42V91L40 92ZM39 93V94H40ZM43 93H45L44 91H43ZM51 93V92H50ZM81 93H79V94H81ZM86 93V92H85ZM106 92H104V94H105ZM109 93V92H108ZM107 93V94H108ZM220 93V94H221ZM231 93V92H230ZM4 94V93H3ZM3 94H1V95H3ZM7 94V93H6ZM5 94V95H6ZM9 94H11L12 95V97H13V95L15 94L14 93V91H12L11 93H9ZM22 94V93H21ZM27 94V95H28ZM35 96H36V94H38V93H33ZM33 94H31L30 93V95H33ZM48 94V93H47ZM53 94H54V92H52V94H50V96H49V98H52L53 97ZM97 94L98 93H95V94H93V95H95V97L94 98H96L97 99ZM101 94V93H100ZM104 94H102L103 96H104ZM107 94L103 97V96H101L102 98H101V100L103 101V98H105L106 96H107ZM237 94V95H238ZM4 95V96H5ZM30 95H28V97L30 96ZM41 95V94H40ZM55 95V94H54ZM70 96V98H69V96ZM72 95V94H71ZM76 95H77V93H76ZM93 95H91V96H93ZM188 95L190 96V98L192 97V99H194L193 98V96L192 95H190L189 93H188ZM8 96V94L6 95V97ZM10 96V95H9ZM15 96V95H14ZM20 96V95H19ZM21 96H23V95H21ZM39 96V95H38ZM97 96V97H96ZM109 97H110V94L108 95ZM213 96L214 97H216V98H214L213 100H212V98H213ZM0 97H2V96H0ZM16 97H18V96H16ZM15 97V98H16ZM31 97V96H30ZM42 97H43V95H42ZM75 97V96H74ZM74 97H72L73 99H74ZM77 97V96H76ZM75 97V98H76ZM100 97V96H99ZM198 97V96H197ZM4 98V97H3ZM14 98V99H15ZM22 98L23 97H21L18 101H17V103H19L20 102V100H22ZM31 98H33L32 100H34V96L33 97H31ZM37 98V97H36ZM41 98V97H40ZM94 98L92 99V101L94 100ZM108 98V97H107ZM112 97H110V98H108V99H111ZM13 99V98H12ZM18 99V98H17ZM28 99V98H27ZM26 99V100H27ZM44 99V98H43ZM53 99V98H52ZM61 98H59V100H60ZM68 99H69V101H68ZM73 99H72V102H73ZM79 98L77 97V100H78ZM106 99V98H105ZM192 99H191V103H192ZM197 99V98H196ZM23 100H24V98H23ZM38 100H40V99H38ZM62 100H61V104H63L62 103ZM75 100V99H74ZM100 100V99H99ZM107 100V99H106ZM190 100V99H189ZM9 101V100H8ZM30 101V100H29ZM37 101V100H36ZM41 101V100H40ZM45 100H43L42 102H44ZM91 101V100H90ZM102 101H99V102H102ZM203 101V100H202ZM200 102V103H206V101L205 102ZM15 102H16V100H15ZM22 102V101H21ZM24 102V101H23ZM28 102V101H27ZM52 102V101H51ZM50 102V103H51ZM53 102H55V101H53ZM71 102V103H72ZM78 102V101H77ZM95 102H97L98 103V101L96 100V101H94V104L96 105L97 103H95ZM173 102V104H172V106H170V104ZM197 102V101H196ZM199 102V101H198ZM10 103H11V101H10ZM26 103V102H25ZM32 102H30V104H31ZM36 103H38V101L36 102ZM67 103H64L63 104V108H66V110H68V108L67 107H69V105L67 104ZM80 103H82V102H80ZM112 103V102H111ZM5 104V103H4ZM24 104V103H23ZM22 103H21V106L23 105ZM40 104V103H39ZM43 104V103H42ZM46 104V103H45ZM44 104V105H45ZM48 104V103H47ZM70 104V103H69ZM76 104V103H75ZM75 104H72V105H74L73 107H76L75 106ZM91 104V103H90ZM93 104V105H94ZM104 104H105V102H104ZM189 104H190V102H189ZM198 105H199V103H197ZM1 105V104H0ZM7 105H8V103H7ZM14 105V104H13ZM12 105V106H13ZM17 104L15 103V108L16 107H18V105L16 106ZM32 106H33V104H31ZM50 105V104H49ZM77 105H78V103H77ZM92 105V104H91ZM90 105V106H91ZM94 105V110H95V106ZM98 105V104H97ZM108 105V104H107ZM181 105V106H182ZM191 105V104H190ZM200 105H203V104H200ZM11 106V105H10ZM19 106H20V104H19ZM20 106V107H21ZM28 106H29V104H28ZM27 106V107H28ZM40 107H41V104L39 105ZM39 106H37V107H39ZM51 107H53L54 106V104H53V106H52V104L50 105ZM49 106V107H50ZM70 106H71V104H70ZM81 106V105H80ZM80 106L78 105L77 107H79L80 108ZM83 106V107H84ZM99 106V105H98ZM98 106L96 107V112H98ZM174 106H176V105H174ZM181 106H180V109H182L181 108ZM19 107V108H20ZM25 107H26V104H25ZM30 107V106H29ZM36 107V106H35ZM50 107V108H51ZM177 107H179V106H177ZM195 107V106H194ZM200 107V106H199ZM198 107V108H199ZM207 107V106H206ZM205 106L203 107V109L206 111L207 109H205L206 108ZM9 108V107H8ZM13 108V107H12ZM32 108V107H31ZM33 108H34V106H33ZM33 108H32V110H33ZM43 108V107H42ZM50 108H48V110L47 109H45V108H43V109H45V110H47V111H49V109ZM56 108V107H55ZM78 108V109H79ZM84 108V109H85ZM100 108V107H99ZM102 109H104L103 107H101ZM105 108H107V106H105ZM110 108V106L108 107V109ZM197 108V107H196ZM196 109V113L198 114L199 112H198V110L199 109ZM17 109V108H16ZM23 110H24V108H22ZM25 109H27V108H25ZM29 109V108H28ZM43 109H42V111H43ZM57 109H59V108H57ZM73 108H71V110H72ZM83 109V108H82ZM108 109H107V111H108ZM113 109V108H112ZM111 109V110H112ZM115 109V108H114ZM184 109H182L180 112H185L184 111ZM193 109V108H192ZM191 109V110H192ZM11 110V109H10ZM21 110V109H20ZM22 110V111H23ZM31 110V109H30ZM30 110H28V111H30ZM41 110V109H40ZM53 110V109H52ZM64 111V110H61L60 109V111H62V112H67V111ZM92 110H93V108H92ZM104 110H106V109H104ZM148 110V112H146ZM201 110H202V106H201V108H200V112H201ZM203 110V111H204ZM5 111H6V109H5ZM9 111V110H8ZM13 111V109L10 111V113ZM22 111H20V113H22ZM27 111V110H26ZM34 111H35V109H34ZM50 111H51V109H50ZM58 111V110H57ZM59 111V112H60ZM73 111H75V110H73ZM80 111V110H79ZM85 111V110H84ZM84 111H82V112H84ZM91 111V110H90ZM90 111H88V113H89V115L91 114L90 113ZM101 111V110H100ZM107 111H105V112H107ZM124 111V112H123ZM172 111V110H171ZM176 111V110H175ZM178 111V109H177V112H179ZM204 111V112H205ZM4 112V111H3ZM2 112V113H3ZM37 112H39V108H38V111ZM36 112V113H37ZM51 112H54V111H51ZM51 112H50V115H51ZM59 112H56L55 111V113H56V115L59 113ZM68 112L70 113V111L68 110ZM67 112V113H68ZM102 112V111H101ZM119 113V111H117L116 110V113ZM120 112V113H121ZM168 112H170V111H168ZM17 113V112H16ZM32 113V112H31ZM54 113V114H55ZM61 113V112H60ZM59 113V114H60ZM64 113V114H65ZM73 113V112H72ZM78 113V112H77ZM94 113H95V111H94ZM109 113L110 112H108V115H109ZM171 113V112H170ZM206 113V112H205ZM7 114V113H6ZM24 114V113H23ZM25 114H26V112H25ZM29 114H30V112H29ZM40 113H38V115H39ZM41 114H42V112H41ZM43 114H44V112H43ZM48 114V113H47ZM53 114V113H52ZM53 114V115H54ZM83 114V113H82ZM85 114V116L87 115V112L86 113H84ZM106 114V113H105ZM174 114V113H173ZM172 114V115H173ZM180 114V113H179ZM182 114V113H181ZM193 115H194V111H193V113H192ZM192 114L190 115V116H192ZM196 114V115H197ZM201 114V113H200ZM199 114V115H200ZM212 114V115H211ZM26 115H28V113L26 114ZM53 115H51V116H53ZM72 116V114H69V116ZM73 115H75V113L73 114ZM93 116H94V114H92ZM98 115V113H96L95 114V116H97ZM101 115V114H100ZM122 115V116H121ZM170 114H168V116H169ZM171 115V116H172ZM175 115H178L177 113L175 114ZM172 116L173 118L175 117L176 119H177V117L178 116ZM185 115L183 116L184 118H185ZM195 115V116H196ZM198 115V116H199ZM203 115V114H202ZM205 115V114H204ZM10 116V115H9ZM31 116V115H30ZM30 116H27V117H30ZM39 116H42V115H39ZM61 116H64L63 114L61 115ZM80 116H82V115H80ZM95 116H94V118H95ZM145 116H147V114L145 115ZM153 116H152V118H153ZM170 116V117H171ZM181 115H180V117H182ZM190 117L191 119H192V123H190V118H189V116H186L187 118H188V120L187 121H189V123H187L186 122V118H185V123H187V124H185V123H181V124H185L186 125V127H187V129L189 128V126L188 125H190V124H193L194 123V125H196L195 123H197V121H201V119H203L202 121H204V118H201V119H199V117ZM210 116H212V117H210ZM249 116L250 117H256L257 118V120H256V122H249ZM4 117H6V116H4ZM3 117V118H4ZM11 117H12V115H11ZM25 116H23L22 118H24ZM49 117V116H48ZM54 117H55V115H54ZM57 117V116H56ZM55 117V118H56ZM58 117H60V115L58 116ZM58 117H57V120H58ZM67 118H68V114H67V116H66ZM77 118H75V119H79L80 120V118L78 117V115L76 116ZM83 117H84V115H83ZM83 117L81 118V120L83 119ZM89 117V116H88ZM90 117H91V115H90ZM88 118V119H92V121L91 122H93V124H94V121H93V118ZM108 117H110V116H108ZM107 117V118H108ZM134 117V118H135ZM2 118V116L0 117V119ZM2 118V119H3ZM7 118H9V117H7ZM16 118V119H17ZM38 118V117H37ZM36 118V119H37ZM40 118V117H39ZM46 118H47V116H46ZM52 119H54L53 117H51ZM51 118H50V120H48L49 118H47V119H45V117H44V119L47 121H51ZM61 118H63V117H61ZM70 118H72V117H70ZM73 118H74V116H73ZM72 118V119H73ZM86 118H87V116H86ZM111 118V117H110ZM130 118V119H131ZM141 118V117H140ZM139 117H138V119H140ZM143 118H144V116H143ZM143 118L141 119V120H143ZM151 118V120L153 121L154 119H152ZM164 118V117H163ZM165 118H166V116H165ZM168 118L169 117H167V120H168ZM172 118V119H173ZM174 118V119H175ZM6 119V118H5ZM26 120H27V118H25ZM32 119H33V117H32ZM41 119V118H40ZM39 119V120H40ZM60 119V118H59ZM74 119V120H75ZM85 119V118H84ZM96 120L98 119V118H95ZM111 119V120H112ZM144 119H146V117L144 118ZM150 119V118H149ZM157 119H159V118H157ZM162 119V118H161ZM190 119V120H189ZM7 120V119H6ZM41 120H43V119H41ZM45 120H43V121H45ZM55 120V119H54ZM61 120V119H60ZM60 120L59 121H57V122H60ZM63 120H65V116H64V119ZM80 120V121H81ZM89 120V121H90ZM126 120V121H125ZM146 120H148V119H146ZM160 120V119H159ZM162 120H164V119H162ZM166 119L164 120V121H167ZM170 120V119H169ZM5 121V120H4ZM8 121V120H7ZM12 122L13 121V123L15 122V119H13V120H11V119H9V122ZM53 121V120H52ZM51 121V122H52ZM62 121V120H61ZM86 121H88V120H86ZM85 121V122H86ZM134 121H136V120H134ZM139 121V120H138ZM173 121H176V120H173ZM178 121H180V118H179V120ZM251 121V120H250ZM28 122H30V120L28 121L27 120V123ZM33 122H31V123H33ZM42 122V121H41ZM67 121H65V123H66ZM71 122H73V121H71ZM91 122H88L87 124H88V127H89V123H91ZM96 122V121H95ZM146 122H149V121H146ZM162 122V121H161ZM168 122V121H167ZM171 122H172V120H171ZM17 123V122H16ZM40 123V122H39ZM53 123H56V122H53ZM69 123V122H68ZM74 123H78V122H74ZM80 123V122H79ZM82 123V122H81ZM151 123V122H150ZM149 123V124H150ZM163 123V122H162ZM166 123V122H165ZM170 123V122H169ZM12 124V123H11ZM11 124H9V125H11ZM29 124V123H28ZM59 125L61 124H63V122H61V123H58ZM58 124H54V125H58ZM70 124V123H69ZM72 124V123H71ZM86 124V123H85ZM93 124H91L92 126H93ZM104 124V123H103ZM105 124H106V121H105ZM160 124V123H159ZM170 124H173V122L172 123H170ZM6 125H8V124H6ZM19 125V124H18ZM22 125V124H21ZM33 125V124H32ZM31 125V126H32ZM45 125V124H44ZM48 125V126H49ZM65 126H67L66 124H64ZM74 125V124H73ZM163 125V124H162ZM194 125H192L193 127H194ZM42 126V125H41ZM47 126V127H48ZM50 126H49V128H50ZM71 129L73 128H75L74 126L72 127V126H70V125H68ZM68 126H67V131L69 130L68 129ZM77 126V125H76ZM148 126V125H147ZM150 126V125H149ZM148 126V127H149ZM179 126H181V127H183L182 125H179ZM255 126V127H254ZM12 127V126H11ZM19 127V128H18ZM30 127V126H29ZM44 127V126H43ZM59 127H61V128H59ZM58 128L59 129H62V131L65 129V128H62V126H59ZM93 127H96L95 126V124H94V126ZM169 127H171V126H169ZM173 127V126H172ZM175 127V126H174ZM190 127H191V125H190ZM252 129H251V128ZM17 128V129H16ZM56 128V130H57V132H58V134H59V129H57V126L55 127ZM92 128V127H91ZM101 128V129H102ZM146 128V127H145ZM144 128V129H145ZM167 128H168V125H167ZM178 128V127H177ZM180 128V127H179ZM184 128V127H183ZM195 128V129H196ZM44 129H46V126H45V128ZM48 129V128H47ZM46 129V130H47ZM70 129V130H71ZM73 129H72V132H74L73 131ZM87 129V127L85 128V129H82L83 131L84 130H86ZM94 129V128H93ZM96 129V128H95ZM94 129V131H97V129L98 130H100L99 129V127L95 130ZM144 129L142 130V131H144ZM148 129V128H147ZM171 129V128H170ZM190 129V128H189ZM36 130V129H35ZM46 130L44 131V132H46ZM49 130V129H48ZM48 130H47V132H48ZM66 130H65V132H66ZM78 130V129H77ZM76 129H75V132L77 131ZM88 130H90V128L88 129ZM88 130H86L87 132H89ZM103 130V129H102ZM136 130V129H135ZM134 130V131H135ZM179 130V129H178ZM185 130V129H184ZM192 130V129H191ZM91 131L92 130H90V133L89 134H92L91 133ZM93 131V133H95ZM140 130L138 129V131L136 130V134H139L138 132H139ZM148 131H150V129L148 130ZM181 131H182V128H181ZM180 131V132H181ZM189 130H187V132H188ZM193 131H195V130H193ZM193 131H192V133H193ZM197 131V130H196ZM57 132H56V134H57ZM65 132H61L62 134L63 133H65ZM75 132H74V134H75ZM151 132V131H150ZM151 132V133H152ZM173 132V131H172ZM176 132V131H175ZM183 132V131H182ZM60 133V134H61ZM66 133H68V132H66ZM66 133L65 134H63V135H66ZM81 133V132H80ZM146 133V132H145ZM149 133V132H148ZM147 133V134H148ZM154 133V134H155ZM178 133H179V131H178ZM191 133V132H190ZM192 133H191V135H192ZM247 133H250V135L249 134H247ZM43 134V133H42ZM61 134V136H63ZM71 134V133H70ZM76 134H78V133H76ZM87 134V133H86ZM122 134V135H123ZM155 134V135H156ZM180 134V133H179ZM178 134V135H179ZM185 134H188V133H185ZM69 135V134H68ZM73 135V134H72ZM79 135V134H78ZM78 135H76V137L78 136ZM122 135H121V137H122ZM132 135H133V133H132ZM153 135V134H152ZM182 135V134H181ZM190 135V134H189ZM248 135L250 136V138L251 137H253V139H252V141L253 140H255V139H257V141H256V145H258V146H251V144H249V137H248ZM61 136L59 137V138H61ZM74 136V135H73ZM94 136V135H93ZM117 136V137H118ZM135 136V135H134ZM134 136L132 137L133 139H134ZM149 136V135H148ZM64 137V136H63ZM67 137V136H66ZM75 137V138H76ZM80 137H81V135H80ZM116 137V138H117ZM136 138H135V140L136 139H138V137L137 136H135ZM139 137H142V136H140L139 135ZM144 137H146V134H145V136ZM151 137H154V136H151ZM74 138V137H73ZM74 138V139H75ZM83 138H84V135H83ZM92 138V137H91ZM94 138V137H93ZM123 138V139H124ZM143 138V137H142ZM147 139V143H148V138L149 137H146ZM249 138V139H248ZM67 139H68V137H67ZM68 139V140H69ZM73 139V140H74ZM78 139H80L81 140V138H78ZM77 138L75 139V141L76 140H78ZM139 139H141V138H139ZM145 139V138H144ZM152 139V138H151ZM150 139V140H151ZM155 139H157V138H155ZM161 138H159V140H160ZM220 140V141H222L224 144L225 143H227L228 141V143H230V142H232V145H233V143H236L235 145H238V146H240L238 149H239V153H238V155H237V153H235V152H233L232 151V153H235L239 158H238V166H236L235 164H233V162L230 160V158L228 159V157L229 156H227L228 155V152L230 151V150H233V148L231 149H228L229 151L227 152L226 150V144L225 145H223L222 147H219V149L216 151V154H218L217 152L219 151V155H220V153L221 152H223V153H225V151H226V153L225 154H227L226 156H225V158L224 157H222V155H220V156H218V158H217V156H216V158H211L210 156H209V153L210 152H212V151H210L211 150V148L213 149L215 146L214 145H212L213 143H214V141L215 142H217V140ZM83 140V139H82ZM120 140V139H119ZM122 140V139H121ZM154 139H152V141H153ZM162 140V141H163ZM218 140V141H219ZM117 141V140H116ZM123 141H125V140H123ZM140 141V140H139ZM142 141V140H141ZM151 141V142H152ZM182 141V142H181ZM251 141V140H250ZM251 141V142H252ZM80 142V141H79ZM112 142V141H111ZM125 142H127V141H125ZM136 142V141H135ZM137 142H138V140H137ZM144 142H146V141H144ZM150 142V141H149ZM150 142V143H151ZM156 142V141H155ZM154 142V143H155ZM160 142H161V140H160ZM159 142V143H160ZM68 143V144H67ZM85 143V142H84ZM114 143V142H113ZM130 143V142H129ZM132 143V142H131ZM133 143H134V141H133ZM142 143V142H141ZM157 143H158V140H157ZM163 143V142H162ZM223 143H220L221 145L223 144ZM145 144V143H144ZM156 144V143H155ZM164 144V143H163ZM168 144V143H167ZM215 144H219V142H217V143H215ZM80 145H82V143H80ZM112 146H115V145H113V144H111ZM124 145H125V143H124ZM127 145V144H126ZM125 145V146H126ZM134 145H136L137 146V144H134ZM156 145H158V144H156ZM169 145V144H168ZM167 145V146H168ZM214 146V147H212V146ZM234 145V146H235ZM84 146V145H83ZM108 146V147H107ZM111 146V147H112ZM117 146V147H118ZM135 146V147H136ZM141 146V145H140ZM139 145H138V147H139V150H141L142 148L144 149V150H148V151H150L151 152V156H155V158H154V163H155V165L157 164V165H165V166H167V165H169V161H167V159L169 158V157H166V159L165 158H161V160H160V157L162 156V153L157 149V147H155L154 146V144L152 145V144H147V145H143L142 147H140ZM160 146H162L163 147V145H160ZM159 146V147H160ZM209 146H211V148H210V152L208 151V153H207V148L209 147ZM219 146V145H218ZM231 146V145H230ZM229 145H227V148H229L230 147ZM79 147H81V146H79ZM110 147V148H111ZM127 147H129V146H127ZM134 147V146H133ZM132 147V148H133ZM169 147H170V145H169ZM175 147H174V149H175ZM217 147V146H216ZM216 147H215V149H216ZM85 150H84V149ZM116 148V147H115ZM141 148V149H140ZM161 148V147H160ZM164 148V147H163ZM166 148V147H165ZM171 148V147H170ZM235 148H237L236 146H235ZM87 149V150H86ZM112 149H114V147H112ZM129 149V148H128ZM138 149V148H137ZM135 150V151H138V150ZM215 149H214V151H215ZM84 150V152H82ZM96 150V151H95ZM122 149H120V151H121ZM133 150V149H132ZM164 150V149H163ZM163 150H162V152H163ZM117 151V152H116ZM125 151V150H124ZM165 151H166V149H165ZM167 151H173V150H167ZM213 151V152H214ZM221 151V152H220ZM234 151H236V150H234ZM142 152H144V151H142ZM175 152V151H174ZM212 152V153H213ZM261 152V151H260ZM260 152L259 151H257L256 153H257V155L259 154V155H262V154H260ZM136 153V152H135ZM137 153H139V152H137ZM167 153V152H166ZM222 153V154H223ZM230 153H231V151H230ZM144 154V153H143ZM146 154H147V151H146ZM211 154V153H210ZM225 154H223V156L225 155ZM126 155V154H125ZM136 155V158H137V154H135ZM169 155V154H168ZM213 155V154H212ZM264 155V154H263ZM123 156V155H122ZM150 156V155H149ZM171 156V155H170ZM173 156V155H172ZM127 157H129L128 155H127ZM139 157V156H138ZM142 157H144V156H142ZM163 157V156H162ZM174 157V156H173ZM221 159H220V158ZM233 157H235V156H233ZM254 157V158H253ZM130 158V157H129ZM128 158V159H129ZM135 158V159H136ZM141 158V157H140ZM145 158H146V155H145ZM149 158V157H148ZM151 158V157H150ZM191 158V159H190ZM224 158V159H223ZM227 158V159H226ZM237 157H235V158H233V160L235 159V160H237L236 159ZM124 159H125V157H124ZM131 160H132V158H130ZM135 159L134 160H132V161H135ZM139 159V158H138ZM147 159V158H146ZM172 159V158H171ZM220 159V160H219ZM223 159V160H222ZM159 160V161H158ZM170 160V159H169ZM128 161V160H127ZM131 161V162H132ZM148 161H149V159H148ZM147 161V162H148ZM172 161H174V158L172 159ZM136 162V161H135ZM175 162V161H174ZM203 162V163H202ZM133 163V162H132ZM137 163H138V165H139V161H137ZM149 163H152L153 164V162L151 161V162H149ZM161 163V164H160ZM128 164V163H127ZM209 164H211V166H213L212 168H215L216 166H217V168H218V170H217V174L214 176V178L212 177V178H208L209 177V175H211L209 172H206V168L205 167H207V166H209ZM137 165V164H136ZM150 165V164H149ZM154 165V164H153ZM154 165V166H155ZM134 166V165H133ZM171 166L169 165L168 167H170L171 168ZM215 166V167H214ZM137 167V166H136ZM139 167V166H138ZM159 167V166H158ZM162 167V166H161ZM168 167L167 168H165V169H168ZM134 168V167H133ZM151 168V167H150ZM163 169H164V167H162ZM211 168V169H212ZM160 169V168H159ZM172 169V170H173ZM46 170H48V171H46ZM135 170H138V169H135ZM141 170V169H140ZM140 170L138 171V172H140ZM169 170V169H168ZM213 170V169H212ZM220 170H222L223 171V173H220V172H222V171H220ZM158 171H160V170H158ZM169 171H171V170H169ZM138 172H136V173H138ZM142 172V171H141ZM140 172V173H141ZM145 172V171H144ZM132 173H134V174H132ZM139 173V174H140ZM151 173V172H150ZM165 173V172H164ZM173 173V174H172ZM257 174V175H256ZM142 175H143V173H142ZM142 176L140 175V177L138 176V178H139V180H140V178H141ZM211 177V176H210ZM259 178H260V176H258ZM258 177H256L257 179L256 180H259L258 179ZM263 177V176H262ZM87 178L88 179H92V180H94V182H92L91 183V185L92 186H89L90 184V182H88V181H86L87 180ZM148 178V177H147ZM152 178H153V176H152ZM151 178V179H152ZM172 178V177H171ZM170 178V179H171ZM144 179V178H143ZM146 179V178H145ZM154 179V178H153ZM156 179V178H155ZM252 180H254L253 182H254V184H253V182H252V184H253V187H251V185H250V182L252 181ZM135 181H138L137 180V178L135 179ZM141 181V180H140ZM145 181V180H144ZM147 181H150V179L148 178L147 179ZM152 181V180H151ZM171 181V180H170ZM173 181H174V179H173ZM209 181V182H210ZM260 181V180H259ZM172 182V181H171ZM182 182V183H181ZM202 182V183H201ZM133 184V186H131L132 184ZM138 183H139V181H138ZM149 183V182H148ZM151 183V182H150ZM165 183H167V182H165ZM168 183H170L169 181H168ZM175 183V182H174ZM201 183V184H200ZM263 183H264V181H263ZM176 184V183H175ZM260 184V183H259ZM258 184V185H259ZM144 185H146V187L147 188H144ZM168 185H170V184H168ZM167 185V186H168ZM172 185V184H171ZM178 185V184H177ZM213 185V184H212ZM215 185H214V187H215ZM136 186H138V185H136ZM161 186V185H160ZM159 186V187H160ZM174 186V185H173ZM179 186V185H178ZM134 187V188H133ZM164 187V186H163ZM166 187V186H165ZM171 187V186H170ZM177 187V186H176ZM218 187V186H217ZM90 188H93V189H91L90 190ZM160 188H162V186L160 187ZM158 189V190H161V189ZM174 188V190L173 191H176L175 189H177V188H175V187H173ZM180 187H178V190H180L179 189ZM201 188H203V187H201ZM206 188V187H205ZM204 188V189H205ZM221 188V187H220ZM252 188V189H251ZM145 189V190H144ZM204 189H203V191H204ZM207 189H209V188H207ZM217 189V188H216ZM242 189L244 190V191H242ZM157 190V191H158ZM162 190H163V188H162ZM165 191L167 190L166 188L164 189ZM169 190H172V189H169ZM185 190H187V188L185 189ZM210 190V189H209ZM239 190H241V191H239ZM181 191V190H180ZM206 191V190H205ZM213 191H214V189H213ZM154 192V193H155ZM168 192V191H167ZM187 192V191H186ZM201 192H202V190H201ZM201 192H198V193H201ZM215 192V191H214ZM163 193V192H162ZM174 194L176 193V192H173ZM206 193H209L208 191H206ZM205 193V194H206ZM224 193V192H223ZM227 192H225V194H226ZM155 194H157V193H155ZM161 194V193H160ZM164 195H165V193H163ZM168 194V193H167ZM166 194V195H167ZM170 194V193H169ZM188 194H189V191H188ZM196 194V193H195ZM203 194V193H202ZM202 194H198V196L200 197V195H202ZM205 194H203V195H205ZM228 194V193H227ZM121 195V196H120ZM157 195H159V194H157ZM164 195H163V198H165L164 197ZM178 195V194H177ZM202 195V196H203ZM208 195V194H207ZM220 195V194H219ZM160 196H162V195H159V196H155L154 198H156L157 200H159V201H161V203L160 204H152L151 202H153L154 200H156V199H153V201H151L150 200V203H151V205L150 206H153V208L155 207L154 205H156V206H160L164 201H167V203L166 202H164V203H166V204H168V200L170 199L169 198V196H168V200L167 199H164V200H160V198L161 199H163L162 197H160ZM170 196H171V194H170ZM190 196H192V195H190ZM201 196V197H202ZM206 196V195H205ZM224 196V195H223ZM228 196V195H227ZM119 197V198H118ZM123 197V199H126V197L124 198ZM160 197V198H159ZM173 197H174V195H173ZM114 198H115V200H114ZM136 198V197H135ZM153 198V197H152ZM229 198V197H228ZM141 199H142V201H141ZM149 199H150V196H149ZM202 199V198H201ZM204 199V198H203ZM202 199V200H203ZM205 199H207L206 197H205ZM226 199V198H225ZM231 199V198H230ZM122 200V199H121ZM200 200V199H199ZM201 200V201H202ZM208 200V199H207ZM218 200V199H217ZM102 201H103V199H102ZM120 201V200H119ZM135 201H136V199H135ZM147 201H148V199H147ZM158 201V202H159ZM163 201V202H162ZM232 201V200H231ZM121 202V201H120ZM127 202V201H126ZM136 202V203H137ZM146 202V201H145ZM145 202H143L142 204H144ZM156 202V201H155ZM157 202V203H158ZM224 202H226V200L224 201ZM234 202L235 201H233V204H234ZM100 203V204H99ZM109 203V202H108ZM115 203L116 204H118V202H116L115 201ZM115 203H114V205H115ZM130 203H132V207L131 208H134L133 207V205H135V202L133 201V202H130ZM129 203V204H130ZM134 203V204H133ZM147 203V202H146ZM149 203V202H148ZM147 203V204H148ZM202 202H200V204H201ZM230 203H232V202H230ZM230 203H228V204H230ZM237 203H235V205L237 204ZM105 204V203H104ZM110 204H113L112 202L111 203H109V206H110ZM124 204V203H123ZM127 204H128V202H127ZM138 205H139V203H137ZM137 204H136V206H137ZM141 204V203H140ZM147 204L145 205V209H147L148 208V206H147ZM174 204V205H175ZM106 206L108 205V204H105ZM114 205H113V208H114ZM119 205V204H118ZM144 205H142V207H143V210H142V208H141V206L139 207V211H140V208H141V211H144ZM164 205L165 204H162V206H163V210L165 211V209H164ZM173 205V204H172ZM173 205V206H174ZM231 205V204H230ZM234 205V206H235ZM238 205V204H237ZM100 208H99V207ZM104 206V205H103ZM130 206H131V204H130ZM129 205H128V207H127V210H130V209H128L129 207H130ZM158 206V207H159ZM167 206V205H166ZM224 206V205H223ZM233 206V207H234ZM108 207V206H107ZM106 207V209H108ZM111 207V206H110ZM110 207H109V209H110ZM147 207V208H146ZM157 207V208H158ZM168 207V206H167ZM170 207V206H169ZM168 207V208H169ZM226 207H228V205L225 203V208ZM97 208H98V210L99 211H97ZM112 208V207H111ZM119 208V207H118ZM123 208V207H122ZM136 208V207H135ZM152 208V207H151ZM150 208V210H152ZM156 208V209H157ZM172 208H174V207H172ZM171 208V209H172ZM224 208V207H223ZM149 209V208H148ZM155 209V208H154ZM153 209V210H154ZM156 209H155V212H156ZM162 209V208H161ZM170 209V208H169ZM176 209V208H175ZM178 209V211H180ZM251 209V210H250ZM255 210L256 209V212H253V215H251V212H252V210ZM113 210V209H112ZM150 210H149V212H150ZM168 210V209H167ZM177 210V209H176ZM246 210V211H245ZM126 211V210H125ZM132 211V210H131ZM131 211H130V213H131ZM134 211V210H133ZM137 211H138V209H137ZM138 211V212H139ZM161 211V210H160ZM170 211V210H169ZM169 211H167V212H169ZM174 211V213H175V210H173ZM173 211H172V213H173ZM109 212V211H108ZM120 212V211H119ZM119 212H117V213H119ZM145 212H147L148 213V210L146 211L145 210ZM154 212V213H155ZM162 212V211H161ZM166 212V213H167ZM241 212V213H240ZM115 213V212H114ZM129 213V212H128ZM130 213L129 214H127L126 216H128V217H130L129 215H130ZM134 213V212H133ZM140 213V212H139ZM146 213V214H147ZM176 213H177V211H176ZM108 214V213H107ZM124 214V213H123ZM132 214V213H131ZM136 214V213H135ZM144 214V213H143ZM148 214H150V213H148ZM157 214V213H156ZM240 214H243V215H240ZM255 214V215H254ZM114 215H116V214H114ZM119 215V214H118ZM121 215V214H120ZM125 215V214H124ZM154 215V214H153ZM153 215H151L150 216V218H152V216ZM164 215H166V214H164ZM168 215V214H167ZM175 215V214H174ZM122 216V215H121ZM156 216V215H155ZM160 216V215H159ZM169 216V215H168ZM172 216H173V214H172ZM171 216V217H172ZM133 217V216H132ZM146 217H147V215H146ZM154 217V216H153ZM176 217V216H175ZM262 217V216H261ZM261 217L259 218V219H261ZM106 218V217H105ZM110 218V217H109ZM111 218H113V217H111ZM110 218V219H111ZM159 218V217H158ZM164 218V217H163ZM168 218V217H167ZM174 218V217H173ZM177 218V217H176ZM174 218L175 220H177V219H179V218ZM263 219H264V216L262 217ZM108 219V218H107ZM148 219V218H147ZM171 219V218H170ZM173 219V221L175 222V220ZM111 220H113L114 221V219H111ZM124 220V219H123ZM143 220V219H142ZM150 219H148V221H149ZM163 220V219H162ZM176 221V223H172V224H170V225H173V228L174 227H177L178 225H179V222H181V221ZM262 220V219H261ZM130 221V220H129ZM140 221V220H139ZM153 221V220H152ZM155 221V220H154ZM153 221V222H154ZM159 221V220H158ZM164 221V220H163ZM111 222V221H110ZM109 222V223H110ZM116 221H114V223H115ZM136 222V221H135ZM147 222V221H146ZM161 222V221H160ZM170 222V221H169ZM172 222V221H171ZM108 223V222H107ZM112 223V222H111ZM111 223H110V225H111ZM142 223V222H141ZM140 223V224H141ZM134 224V223H133ZM132 224V225H133ZM138 224V223H137ZM154 224V223H153ZM159 224H161V223H159ZM158 224V227L160 226ZM175 224H178L177 226L175 225ZM182 224V223H181ZM109 225V224H108ZM120 225V224H119ZM117 226V228L119 227V228H121L120 226ZM127 225V224H126ZM144 225V224H143ZM169 225V224H168ZM169 225V227H171ZM261 225V226H260ZM112 226V225H111ZM114 226V225H113ZM125 226V225H124ZM131 226V225H130ZM137 226V225H136ZM141 226V225H140ZM148 226V225H147ZM163 227H164V225H162ZM110 227V226H109ZM150 227V226H149ZM158 227H155L156 229H155V231H157V232H161V231H159V230H161L160 228L158 229ZM179 227V226H178ZM111 228V227H110ZM115 227H113L111 230H115L116 231V229H114ZM118 228V229H119ZM140 228V227H139ZM139 228L137 229V233H139V234H141L140 232H138V230H139ZM143 227H141L140 229H142ZM172 228V227H171ZM170 228V229H171ZM172 228V231H174V229ZM107 229H108V231H107ZM158 229V230H157ZM183 229V230H182ZM127 230V229H126ZM125 230V231H126ZM134 230V229H133ZM133 230H131V231H133ZM154 230V229H153ZM163 230V229H162ZM122 231V230H121ZM124 231V230H123ZM130 231V233L133 235V233ZM149 231H151V230H149ZM154 231V232H155ZM164 231V230H163ZM162 231V232H163ZM171 231V232H172ZM176 231V233H177V230H175ZM103 234H102V233ZM114 232V231H113ZM113 232H108V233H113ZM119 231L117 230V233H118ZM134 232V231H133ZM142 232V231H141ZM144 232V231H143ZM146 232V231H145ZM154 232H152V233H154ZM127 232H125V234H126ZM128 233H129V231H128ZM127 233V234H128ZM137 233H136V235H137ZM176 233H174L173 232V234H175L176 235ZM178 233H180V232H178ZM114 235L113 236H115L116 235V232L115 233H113ZM120 234V233H119ZM121 234H124V233H122L121 232ZM124 234V235H125ZM131 234H129V235H131ZM135 234V233H134ZM138 234V236H140ZM143 234V233H142ZM157 234H161V233H157ZM164 234V233H163ZM163 234H161V236H158L159 237V241H163ZM131 235V236H132ZM105 236H107V235H105ZM119 236V235H118ZM135 236V235H134ZM156 235L154 234V237H155ZM172 236V235H171ZM116 237H117V235H116ZM124 237V236H123ZM122 237V235H121V238L122 239H124V241H127V237H129L128 235L126 236L125 235V238H123ZM137 237V236H136ZM135 237V238H136ZM150 237V236H149ZM149 237L147 238V239H149ZM153 237V236H152ZM181 237V238H180ZM188 237H187V239H188ZM108 238V237H107ZM113 238V237H112ZM120 238V239H121ZM135 238H132V239H135ZM157 238V237H156ZM155 238V239H156ZM173 238V237H172ZM176 238V237H175ZM109 240H111V238H108ZM113 239H115V241H111L112 243H116L117 244V239L116 238H113ZM112 239V240H113ZM118 240V244L117 245H120L119 243H121V242H123L124 244H125V242L121 239V240ZM126 239V240H125ZM137 239V238H136ZM140 239V238H139ZM142 239V238H141ZM154 238H152V240H153ZM162 239V240H161ZM108 240V241H109ZM128 240H129V242H130V240H131V238L129 239L128 238ZM157 240V239H156ZM166 241H167V243H168V241H169V238H166L165 239ZM119 241H121V242H119ZM147 241V240H146ZM151 241V239L149 240V242ZM128 242V243H129ZM131 242L133 243V241L131 240ZM155 242V241H154ZM153 242V243H154ZM180 242V243H179ZM111 243V244H112ZM132 243H129V245L131 244L132 245ZM135 243V242H134ZM148 243V242H147ZM158 244L160 243V242H157ZM156 243V244H157ZM161 243H163V242H161ZM161 243L159 244V245H161ZM110 244V245H111ZM116 244H112V247H117V246H115ZM122 244V243H121ZM127 244V243H126ZM135 244H137V243H135ZM155 244V243H154ZM153 244V247L155 246ZM221 244V245H220ZM128 245V244H127ZM130 245V246H131ZM134 245V244H133ZM151 245V244H150ZM149 245V246H150ZM163 245V244H162ZM174 245V244H173ZM206 246V248H204V247H202V246ZM125 246V245H124ZM138 245H136V247H137ZM145 246H147L146 244H145ZM225 246H227V248L223 251V254L222 255H220V256H218V254H215L214 255V253H213V255L210 253V252H212V251H214L213 249H215V252H217V251H221V249L222 248H225ZM111 247V248H112ZM121 247H123V245L121 246ZM134 247V246H133ZM135 247V248H136ZM144 247V246H143ZM153 247H152V250H153ZM156 247L158 248L159 246H155V248L154 249H156ZM160 247H162V246H160ZM204 248L203 250L205 251V249H207L206 251H205V253H204V251L202 252L201 250H200V248ZM221 247V248H220ZM109 248H110V246H109ZM110 248V249H111ZM149 248H151V247H149ZM148 248V249H149ZM201 248V249H202ZM219 249V250H217V249ZM113 249V248H112ZM125 249V248H124ZM146 249V248H145ZM148 249H146V250H148ZM162 249H163V247H162ZM171 249H172V247H171ZM130 250V249H129ZM135 250V249H134ZM134 250H131V251H134ZM151 250V249H150ZM212 250V251H211ZM217 250V251H216ZM119 251V250H118ZM117 251V249H116V253H114L115 251H113L112 252V255L113 254H116V255H118L120 252H121V250H120V252H118ZM155 251L156 250H154V253H155ZM160 251H162L161 249L158 251L159 252V255H160ZM164 251V250H163ZM174 251V252H173ZM208 251V252H207ZM118 252V253H117ZM124 252H126V250L125 251H123V253ZM138 252V251H137ZM136 252V253H137ZM146 252V251H145ZM145 252H141L142 253V256L145 258V260L147 261V262H151L152 263V258H150V257H152V256H149L150 254H149V252H148V254L147 253H145ZM158 252H156L157 254H158ZM202 252V253H201ZM106 253V254H105ZM122 253V254H123ZM131 253H133V252H130L129 253V251H128V253L126 252V255H125V253H124V256L126 257L128 254H130V255H128V259H126L128 262H130V260H131V264L134 262H139V260H137L138 259V257L139 256H137L135 253H133V254H135L134 256H137L136 258H134L133 257V254H131ZM194 253V255H196ZM220 253V252H219ZM156 254V255H157ZM162 254L163 255H161L162 257L165 255V253H163L162 252ZM186 254H188V256H185ZM190 254V255H189ZM109 255H111V254H109ZM116 255H114V256H116ZM193 255V254H192ZM192 255H191V257H192ZM119 257L121 256V254L120 255H118ZM124 256H122L121 258L123 259L124 258ZM117 257V256H116ZM159 257V256H158ZM158 257H157V259H158ZM184 259H183V258ZM127 258V257H126ZM134 258V259H133ZM154 258H156L155 256H154V254H153V259ZM161 258V257H160ZM164 258V257H163ZM193 258V257H192ZM120 259V258H119ZM135 259L137 260V261H135ZM115 260H117V259H115ZM121 260V259H120ZM144 260V261H145ZM150 260H152V261H150ZM162 260V259H161ZM160 260V261H161ZM166 260V259H165ZM193 260V259H192ZM191 260V261H192ZM119 261V260H118ZM122 261V260H121ZM155 261V260H154ZM160 261H158L159 263H160ZM163 261H164V259H163ZM190 261V260H189ZM189 261H187L188 263H190ZM215 261V262H214ZM157 262V263H158ZM208 262H210V261H208ZM133 263V264H134ZM146 263V262H145ZM156 263V262H155ZM158 263V264H159ZM165 264L167 263V262H164ZM188 263H186V264H188ZM192 263V262H191ZM194 263V264H195ZM205 263V262H204ZM0 264H16V263H14V262H12V261H4V260H2L1 258H0ZM24 264V263H23ZM29 264V263H28ZM123 264H126V263H123ZM128 264V263H127ZM130 264V263H129ZM137 264V263H136ZM153 264V263H152ZM167 264H169V263H167ZM184 264V263H183ZM193 264V263H192ZM212 264V263H211Z\"/></svg>",
  "mask_w": 264,
  "mask_h": 264
},
{
  "label": "rangeland",
  "instance_id": "rangeland-1",
  "mask_svg": "<svg viewBox=\"0 0 264 264\" xmlns=\"http://www.w3.org/2000/svg\"><path fill=\"white\" fill-rule=\"evenodd\" d=\"M11 1H12V0H8V1H7V0H3V3L6 2L5 4H3V3L0 1V2H1V3H0V4H1L0 6H2V7L0 8L2 11H1V10H0V11L3 13V14H2V13L0 12V22H1V23L5 22L6 19L10 18V17H11V14H12V13L14 12V10H15V7H18L19 4L21 3V0H16V1L13 0V1L15 2L16 5L18 4V5L16 6V5L14 4V2H13V1L11 2ZM19 1H20V2H19ZM209 1H210V0H209ZM212 1H213V0L210 1L211 4H212V6L215 5V4H216L217 6H216V7H213V10H211L212 7H211V9H210V8L205 9L204 12L202 13V15L206 12V10H207L206 14H208V11H209V14H208V15H205V14H204V17H202V15L199 16V17H202V19H204V20H203L204 22L206 21V22L204 23V26L206 25L205 27H207V28L203 27V30H204L205 33H208V34H209V32H210L211 34H214V36H213V35H212V36H213V37H216V38H218V37L220 36L221 39L219 38V40H218V39L214 38V39L212 40V42H214V41H217V42H218V41H220V40L223 39V41H222L221 43L224 44V45H222V44L220 43V46H221V47H220L218 44H215V43H217V42H215L214 45H212V42H211V45H210V43H208V44H209V45H208L209 48L212 50V53H214V54H215V52H213V51H214V50H213V46L218 45L219 48H216V49H218V50L215 49L216 46L214 47V49L216 50V55H217V53H218V51H219V52H220L219 54H221V56H222L223 58H221V59L218 61V59L220 58V56L218 55L219 58H217V56H215L214 54L212 55V54H211V50L208 51V50L205 49V50L200 51V52H202V55H203V56L206 55V56H204V57H203L201 54H199L198 52H196V53H197V57H196V55H193L192 58H191V60L193 59V57L196 58L195 60H197V61H200L199 59H202V58H203V60H201V61H202V63L204 64V67H203V64H202V66L199 64V66H197V67H198V68H200V67L203 68L204 71H203L202 69H201V70H202L203 72H205L206 74H203V72H202L201 70H200V75L198 74L199 72H198V73L195 72V73H193V75L195 76V78L192 79V81L190 82L191 84H190V83H187V82H184L185 84H183V85H187V87L189 88V89H187V87L185 86V89H186L185 94L188 92L190 95H192V92H191V91H194V92H193V95H192L194 99H192V97L190 98V96L188 95V93L185 95L186 97H188V98H187V99H188V103H187V104H188V107H190L189 110L192 111V113H193V111H194V115H193L191 112H190V115L192 114V116L194 117V116L197 114V113H196V112H197L196 109L200 106V107L198 108V109H199V110H198L199 113H198L196 116L199 117V119L204 118V121H202L203 119H201V121L199 120V121H197V123H195L196 125H194V123H193V124H190L191 127H190V125H188L190 129H189V128L187 129V127H186L185 124L189 123V121H187L188 118H187L186 116H189V118L192 117V116H190L189 114H186V115H185L186 112H187V113H189V112H188V110L185 111V109L182 108L183 105H182L181 102H178V104H176V103L173 104V102H172V103L170 104V106H172V104H173L172 107H174V108L169 107L170 110L168 109V111H170L171 113L167 111V113L165 114L166 118H165L164 115H163V116H158V117L156 116V118H155V117L153 116V114L149 117V115H150L149 113H150V112H149V113H145V114L142 115V116H138L139 118L141 117L140 119H138L137 116H136V117H135V116H132V118L129 117V116H127V118H129V119H126L127 122H125V123H128V124H129V123H131V122H129V121L132 120V122H142V121L144 122V121H145L144 123H148V124H146V126H145L146 128L144 127L145 129L142 128V127L131 128V129H130V131H131L130 140H129V138L126 140V139L124 138V137H125L124 134L122 133V134H123V135L121 134L122 137H121V135H120V136L117 135L118 137H117V136H116L117 138L114 137L115 139L111 140L112 142H111V141H110V142H107V143H110V144H107V145L109 146V147L107 146L108 148H106V149L109 150L107 153H111V152H110L111 150L115 153V150L119 149V146H118L117 144H119V145L122 144V145L120 146V147L123 146L122 148H120V149H122V150L120 151V149H119V150H118L119 152L117 153V154H119V158L121 159V161H123V162L125 161L124 163H126V165L128 166V168H129V167L131 168V166H132V169H131V170L134 169L133 172L135 173V174H134V173H132V174H134V175L138 174L139 177H140V175L142 176V177L140 178L141 181L139 180V178H138L137 175L134 176V177L132 178V180H131V182H132L134 178H135V179L137 178V180L139 181V183H138V181H135V179H134V181H133L134 183L137 182L136 184L133 183V184H134V187H135V191H137V190H136V187H138L137 189H141V188L143 187V185H141V183H142V184H146V185L148 184V186L151 185V188H152V189H153V187L155 188V186L157 185V187H156L155 189H153V190H156V189L158 190L161 186H162L163 190H162V188H160L161 190H158V191L156 190V192H155V191H154V192L157 193V194H159V195H162V196H160V197H162V198H163V195H164L163 193H165V195H164L165 198L161 199V198L159 197L160 200L167 199L168 196H169V198H170L169 200L167 199V200H168V204H166L167 201H164V202H166V203H164V202L162 201V202H163L162 204H165V205H164V209H165V211L163 210V206H162V204H161L160 206L158 205L159 207L156 206L157 204H160L161 201L157 200V199H158L157 197H156L157 199L154 198V197H155V196H159V195L155 194L154 192H153L154 196H153L152 194H151V195H147V194H146L147 191H146L145 189H144L145 191H143V188H142V190H139V191H141L142 193L144 192L145 194H144V193H143V194L145 195V197H144V195H143L142 193H141V195H140V192L137 191V193H139L140 196L143 195L144 198H142V199H145V198H146V200H144V201H142V199H141L142 202H139L140 199L137 198V197H138L137 194H136V196H135L136 198H135V197H131V198H133V199H130L129 201H128V199H129L130 197L127 199V197L125 196L126 199H123V197H124L123 195H122V198H121L122 200H121L119 197H118L119 199H117V200H115V198H114V200H115L116 202H118L119 205L116 204L115 201H114V202L112 201V200H113V197H111V198H109V199L102 198L103 201H102V199L100 200V203L103 202L102 204H103L104 206H103V205H102V206L99 205V206L102 207V208H100V207L98 206V207L100 208V209H99L100 211L98 210V208H97V211H99V212H104V211H105V212H106V213H103V214L100 213V215H102V216L105 215V217H106V218L104 217V219L108 222V223L106 222V225H107L106 228H109V231H108V229H107V231H108V232H113V231H114L113 233L116 232V235H117V237H116V235L113 236V235H114L113 233L110 234V233L106 232L105 235H107V236L104 235V237H103L104 240H105V242H106V244H108L109 242H110V244H111L113 241H115V239H113V238H116V239H117V244H118V240L121 238V235H122V237L124 236L123 238H125V235H126V236H127V235L129 236V237L126 238L127 241H124V239L121 238V239L125 242V244H124L123 242L119 241V242H121L122 244L119 243L120 245H117V244L115 243V242H116V241H115V242L112 243V244H113V245L116 244L115 246H117V247H112V244H111V245L108 244V245L110 246V248L112 247L113 249H112V248L110 249L109 246H106V247H105V248L108 250V251L106 252V253H108V254H106V253H105V254L108 255V257L110 258V260H111V258H114V259L112 260V262H115V261H116V262H121V264H123V263H126V264H127V263L129 264V263H130V264H131V260H130V262H128L129 260H128V261L126 260V259H128V255H130V254H128V255L126 256L127 258L124 256V253H125V255H126V252L128 253V251H129V253H130V252H133V253H135L137 256H139L138 259H137V260H139V262H135V263L133 262L134 264H136V263H137V264H152V263H153V264H158V263H159L158 261H160L161 259H162V260L160 261L159 264H165L164 262H167V263H169V264H176V263H174V262H168V261H169V259H168L169 254H167V253H168V252H171V251L174 250V248H175L174 251H177V254H178V250H176V249H178L179 246H177V247H178V248H177V247H176V244H177V245H181V244L184 245V244H183V241H184V239L186 238V240H185V242H184L185 245L181 247L182 249H183V248L185 249V248H187V247H185V246H187V245H186L187 240H189L188 235H187V237H188V239H187V237H186L185 235H184V236H185V237H184L183 234H182V232H181L180 230H178V229L181 228V226L184 227V224H183L182 220H180V218H179V215H180V214H178V212L180 213V212L183 210V208L181 207L180 204H179V206H178V205L176 206V204L173 203V202H177L178 196H180V195H181L180 193H182V192H184V191H185V196H186V197L188 196L189 199H191L194 195H195V196H194V199L197 200L196 197H198L197 202H199V201L202 202L201 204H200V202H199V203H198L199 205H202L203 203H205V201H206V202H210V201H211L213 204H214V202H215V203H216L215 205H216L217 207H219V208H220V206L223 204L224 206H223V205L221 206V208H222L223 210H224V209H227V208H229L230 210H232V209L234 208L235 212H237L238 209L240 210V208H243V207H239V206H240V203H237V202H236L237 199H236V200H233V199H235V198L232 199V197H230L231 195H229L230 192H231V193H234V192H232V191H235V192L237 191V192H238V190L236 189V187H231V186H230V187L228 188V187H226V186L223 187V185H218V184L215 185L214 183H212V182L210 181V179H207L206 182L203 180V181H202L203 183H202V182H201L202 184L200 183L201 186H200V190H199L198 192H201V190H202V192H201V193H198V192H195V191H194V192L190 191V190L188 189L187 185L185 186V183H184V185H183L182 182H181L182 184H180V182H177V179L174 177V175H173V176L170 175V174H171L170 172H174V169H173V168H174V166L176 165L177 161L179 162L180 159H183V158H185L186 156H182V155H181V157H180L179 154L176 155V148H177V147H175V146H171V145H173V143L170 144L171 142H167V143L170 145V147H171V148H170L169 145H168L166 142H164V140L162 139L163 136H159L160 134H156L155 132H152L153 130H151L152 127L154 128V126H156V124L162 126L163 128L165 127V128L167 129V130H166V129L164 128L166 131H168V130H172V129H173V130H172L173 132H172V131H168V132H170V133H172V134L175 133L176 136H175V134H174V136H175L176 139L179 140V141H180V139L182 140V139H183V136H184V140H182V141H183V142H184V141L186 142L187 139L191 138L192 136H196V135L198 134V132H199L198 129H200V127H199V123H200V122H201L200 124L203 123L204 126H206V125L209 123V122H208L209 112H210V111H209V109H210V108H209V105H210L209 102H210V97H211V95L214 94V91H215V95H214V96L217 95L216 97H218V98H223V95H224L225 92H226V93H229V95L227 96V98L224 99L225 102H228V103H229L230 100H231V101H234V100L236 99V97L239 96L238 93H240V94L243 93V92L250 93L251 90H253V89L256 88V86H254L255 88L252 86L253 88L251 87V89L249 90V88H247V87H249L250 85L245 84L246 81H247L248 79H250V81L248 80L249 82H252V83H253L255 77H252V76L246 77V76L244 75L245 71H243L242 69H241L242 71L240 70V71L242 72V74H241L240 71H239V72H238V71L236 72V68L239 67V66H238V63H237V61H236V58H237L236 55L238 54V51H239V48H240V45H241L240 43H241V41L243 40V35H246V33H248V34L246 35V37H247V36L249 37V39H248V37H247V40H249L248 43H250V41L253 42V40H251L252 37H250V36L253 35V29H251V27H247L248 29H247V28L240 29V28L242 27V25H240V23H242V22H240V23H238V22H239L240 20H242V15H241V14H242V13H244V14L246 13L245 15H247V14H248L250 11H252V9L255 7V4H253L252 1H250V3H249V0H248V1H247V0H241V1H239V2H240L239 4L236 2V3H232V5H231V3H230L231 0H229V1H228V0H221L222 2H224V3L226 4V5L224 4V5H225V6H224L223 3H222L220 0H215V2L213 1L214 3H212ZM216 1H218V2H216ZM8 2H9V3H8ZM10 2H11V3H10ZM207 2H208V0H207ZM210 2H209L208 4H210ZM220 2H221V4H220ZM7 3H8V6L6 5ZM12 3H13V4H12ZM218 3H219V4H218ZM246 3H247V4H246ZM9 4H12V5H9ZM64 4H66V3H64ZM234 4H235V5H234ZM237 4H238V5H237ZM241 4H242V7H239V5L241 6ZM248 4H249L250 6H249ZM59 5H61V4H58V3H57V4L55 5V9H56V10L59 9V12H57V14L59 15L60 12H64V13H62V14L60 13V14H61V15H59V17L61 18V19H60V18L58 17V15L55 14V13H56V10H54V12H53V13L55 14L54 16L57 15V18L54 17V19H52V20L47 19V21H48V27H49V23H50V24H51L52 22L54 23V21H55L56 19H59V21L62 20V18L64 17V15H65V13H66V11H64V10H69V8L67 9V7H68L67 4H66V5H63V3H62L61 6H62V9H64L63 11L60 10L61 8H59V7H61V6H59ZM233 5L236 6V9H235V7H234V8L232 7ZM251 5H252V6L254 5V6L251 7ZM38 6H39V5H38ZM38 6H36V7H38ZM56 6H58V7H56ZM63 6H65V7L63 8ZM66 6H67V7H66ZM5 7H7V8H5ZM9 7H10V8H9ZM13 7H14V8H13ZM36 7H35V8H36ZM39 7H40V6H39ZM39 7H38V9H39L41 12L43 11V9H44V11H43L44 13H45V12H48V13L50 12V11H47V8L45 9V7H43V6H42L43 9H41L42 7H41V8H39ZM217 7H220L221 10H223L222 12L224 13V15H226V16H225V20H224V16L222 15V13H221V14H220V13L217 14L218 11H216V10H219V8H217ZM222 7H223V9H222ZM243 7H244V8H243ZM4 8H5V9H4ZM214 8H215V11L217 12V13L215 14V16H214V12H215V11H214ZM216 8H217V9H216ZM237 8H238V9H237ZM246 8H249L250 10H248V9H246ZM251 8H252V9H251ZM6 9H8V11H6ZM11 9H12V11H11ZM38 9H36V10L38 11ZM224 9H225V10L227 9V10L225 11ZM229 9H231V10L228 11ZM241 9H243V10H242V13H240V12H241V11H240ZM244 9H245V10H244ZM4 10H5L6 14H4V13H5ZM9 10H10L11 12H9ZM202 10H203V9H202ZM221 10H220V12H221ZM237 10L240 11V12H237ZM246 10H247V11H246ZM40 11H38V12L35 11L36 13L33 11V13L35 14V15H33V18H34L35 20H34L33 18L30 17L31 19L29 18L28 20H26L27 23L29 22L28 24L26 23V21L24 22V23H25L24 25H26V27L24 26V28H29V27H30V29H33V27H34L35 25L37 26V24H38V26H39L40 28H42V27L44 28V29L42 28V30H40V28H39V30H37L36 28H38V27H35V29H33V32H32L33 35L35 34V35H34L35 37H34L33 35H31L30 37H28L27 35H28V32H30V29H28L29 31H28V30L26 31L23 27L21 28V30L24 29V30H22V34H23L24 31H26V32H24L23 35H21V34L19 33V32H21L20 29H19V30H20L19 32L17 31L18 34H19L18 36L16 35V34H17L16 31H14L15 34H13V35H16V36H15L16 42L19 41V38H21V36H22V39H20L21 41H22V40H26L27 37H28V39L30 38L29 40H31L30 43H29V40H28V42L26 41L27 44L25 43V41H24V43H22L21 41H19L21 45H20V44H19V45H16V44H18V42H17V43L15 44L16 47L13 46V48H16V49H17V47L19 46L18 49L16 50V52H19V49H20V50L22 49V52H20V54H21V53H23V54L26 53V54H25V57L22 56L23 58H21V55H23V54H21V55L19 54V57H18V55L16 56V57H18V59H17V60H18V63H17V64H19V65L21 64L20 66L22 67V65H23L22 63H24V65H23V71H25V72L22 71V68H20L19 65H17L18 67L16 66V62H15V61H17V60L15 59V57H14L13 54H11V56H9V58H6L4 63L2 62L3 60L0 62V63H3L2 65L0 64V65L2 66V68H1L2 70L0 71V72H1V74H0L1 76H0V77L2 78V80L0 81V85H1V86H0V92H1V90L4 91V92H1V93H0V96H2V97H0V104H1V105H0V117L2 116V118H3L4 116H6V117H4L3 119L1 118L0 120L3 121V124H4L5 127L7 126L6 128H14V127H16V126H19V127L22 126V127H24V126L28 125V126H26V127H28V129H30V128H33V126H36V125L39 124L37 127H35L36 130H35V129H30L31 132L33 131L32 134H33L34 136H35V134H37V132H39V131H41V130H44V131H45V130L48 128V129H49V130L47 129L48 132H47V130H46V132L41 131V132L38 133V134H39V135H44V133H45V134H47V135H49V136L52 135V137H53V135H54V133H55L56 136L54 135V136H55L54 138L57 137V138L59 139V141H60V139H63V138H64V140H65L66 142L69 141V143L72 142V141L75 142V143L78 142V143H77V144H78V145H77L78 148H82V147L90 148V147H92L91 144H89V142H86V139H87L88 135L90 136V137H88V138H89V141H90L91 139L96 140V139H97L96 136H98V138L101 137V136H102L101 133L104 132V128H102V127H103L104 125H105L104 127H107V125L110 123V121L112 122L113 119L116 120L117 118L120 117L119 114H122V112H121L122 109H121V110H118V109H116V107H113V106L115 105V101H112V100L114 99V98H113L114 95H115V97L117 96V93H116V92H117V88H118V87H123V86L126 87V84H127V83H126L127 77H128V81H129V77H130V79H132L131 77H134V76L137 77L138 75H139L138 77H143L142 79H144V77L148 76V70H149V74H150V78H151V79L154 77V75H155V77H157V75H158L157 73H161V74H163L164 72H166L167 65H168V64H167V59L165 58V57H167V54H168V53H167V50H166L167 47H166L165 44L162 43V45L164 46V50H163V48L160 50V48L162 47V45H161L160 47L158 46V45L160 44V43H159L160 41L158 40V42H157V48H158L160 51H163V52H161L163 55L160 53V56H159V57L162 58V59H159V57H158L157 55L159 54L160 51L157 49V52H156V53H158V54H157L156 57H155V58H156V59H155L156 61H155V60H153V61H154L155 63H157L158 65H160L159 68L162 66V64H163V66L161 67V69H155V65H156V64H155L153 61H149V62H150L149 65H151L152 62H153V64H155V65H154V66H148V67H147L146 64L149 63V62H148L149 59L146 60L147 57H148V56H147L148 54H147L146 46H144V42H146L147 40H145V39L143 38V39H142L143 42H142V41L137 40V38L135 37V41L137 42V43L134 42V43H135V47L138 48V49L140 48V51H138V50H136V51L133 50V51H135V52H133V51L129 52L128 55L131 54V56H133V57H130V56H128L126 53H124V49H123V50H119L120 48L122 49V44L120 43V41H119V42L117 41V40H118V39H117V36L120 38V35H118L119 32H117V31L114 32V31H115V29H114L115 26L113 25V24H114V23H113L112 25H113L114 27H113L111 24H108V28H109V29H107L106 26H105V27L103 26L104 28H106V31H108V33L102 28V29H103V30H102L103 34L107 33V34L109 35V36H108L107 34H105V36H108V38H106V37L102 34V32H100L101 36H103L104 39L106 38V39L110 40L111 37L113 38L114 36H116V37H115L116 39L113 38L115 42H113V39H111V41H109V42H110V43H109V42L106 41V39H105V42H106V46H105V48H106V49H105L104 47H102V48H104V49H103V52H104V50H105V54L103 55L102 52L98 51V49H99V48H98V49H96L95 51L93 50L94 53L92 52L95 56L92 55V53H91V54L89 53V55H86V56H85L86 52H87V54H88V51L90 52V51H92V50L87 49V51H84V49H86V48H84V47H80V48H82L81 50H80V48H78L80 45H79V42L76 43V41L81 37L82 34L80 35V37L77 36V37H78V38L76 37L77 39L74 38V37L76 36V35H74V33H75V31H76V27H77L76 22H80V21H78L79 19H78L77 21L75 20L76 22L73 21L75 25L71 23L70 28H71L72 26H75V27H73V29H72V28H71V29L68 28L67 31L62 30L63 28L65 29V26L63 27V26L61 25L63 28L60 27V26H59V25H60V24H59V21L57 22V20H56V23H57V24H56V23H54V24H55V25H58V27L55 26L54 24H52V25H50V26H52V27H49L50 30H48L47 28H45V26H47V25H46L47 22L45 23V19H46V18H49L50 16L48 17V14H47V13H45V14L43 13V15H42ZM211 11H214V12L211 13ZM248 11H249V12H248ZM225 12H226V13H225ZM227 12H228V13H227ZM231 12L235 13V14L237 15V17H236L235 14H234L235 16L233 15V13L231 14ZM1 14H2V15H1ZM39 14H41V16H43L44 18L42 17V18H43V19H42L41 16H40ZM46 14H47V15H46ZM49 14H50V13H49ZM63 14H64V15H63ZM211 14H212L213 16H212ZM227 14H229V15H227ZM230 14H231L232 16H231ZM263 14H264V13H263ZM45 15H46V16H45ZM62 15H63V16H62ZM216 15H218V16H216ZM245 15H244V16H245ZM3 16H4V17H3ZM7 16H9V17H7ZM35 16H36V18H35ZM61 16H62V17H61ZM219 16H220L221 18H218V19H217V17H219ZM222 16H223V17H222ZM227 16H228V17H227ZM5 17H6V18H5ZM208 17H210V18H208ZM4 18H5V19H4ZM222 18H223V19H222ZM236 18H237L238 20H236ZM37 19H38V20H37ZM215 19H216V20H215ZM234 19H235V20H234ZM1 20H4V21H1ZM30 20H33L34 23L37 22V21H39V20H40V21L37 22V23H35V25L33 26V25L30 24V23H33V22L30 21ZM53 20H54V21H53ZM208 20H209V21H208ZM212 20H213L214 22H211ZM217 20H218V22L221 20V21H220L221 23H220V22H219L220 24L217 23V22H216ZM222 20H223V21H222ZM226 20H227L228 23L226 22ZM230 20L232 21V23H231ZM42 21H43V22H42ZM51 21H52V22H51ZM234 21H235L236 23H235ZM62 22H63V21H60V23H62ZM222 22H223V23H222ZM225 22H226V23H225ZM233 22H234V23H233ZM102 23H103V21L101 20V24H102ZM206 23H208V24H206ZM230 23L233 24V25H231V29H230V27H229ZM29 24H30V25H29ZM42 24H44L45 26L43 25V26L41 27ZM104 24L106 25L107 23H104ZM217 24H218L219 26H218ZM222 24H223V25H222ZM224 24H226L227 26L225 27ZM234 24H236V25L239 24L238 28H237L236 25L234 26ZM211 25H213V26H212L213 28H215V29L217 28V29L214 30V29L211 27ZM220 25H221V26H220ZM32 26H33V27H32ZM84 26L86 27L85 24H84ZM84 26H83V27H84ZM215 26H216V27H215ZM232 26H233L234 28H233ZM55 27H57L58 30H57V28H55ZM110 27H111V28H110ZM210 27H211V28H210ZM221 27H222V30L220 31V28H221ZM223 27H225V28H223ZM227 27H228V28H227ZM74 28H75V29H74ZM209 28H210V29H209ZM226 28H227V29H226ZM236 28L238 29L239 33H238V31L236 30ZM45 29H46V31H48V32H46V33H49V34H45V32H42V31H45ZM53 29H54V30L56 29V30L54 31ZM60 29H61V31H60ZM69 29H70V30H69ZM85 29H86V28H85ZM98 29H99V28H98ZM110 29H111L112 31H111ZM239 29H240V30H239ZM250 29H251V31H250ZM35 30H36L37 32H38V31L40 32V33H38V35L41 34V37H39V38H42V36H43L42 40H40L41 42H39V43H42L41 45H40L38 42H37L38 44L35 43L37 39H38V41H39V38H37L38 36H37V33H35V32H36ZM52 30H53V32H56V31L58 32V31H59V32H61V34H62V32H64L63 35H59V32L56 33V34L59 35V38H60V36H63V38H64V36H66V32L71 31V30H72V31L69 32V33H72V34H69V35H70V36H69L68 33H67V37H68V36H69V37L67 38L68 40L66 39V37L64 38V39H66V40L63 39V41H65V42H62V41L60 40L61 38L57 41V40H55V39H58V38H57L58 35H55L54 33L51 35ZM74 30H75V31H74ZM207 30H208L209 32H208ZM211 30H212V31H211ZM223 30H224V31L227 30V31L224 32ZM34 31H35V32H34ZM100 31H101V30H100ZM109 31H110V34H109ZM215 31H216V32H215ZM219 31H220V33H219ZM236 31H237V32H236ZM240 31H242V32L240 33ZM248 31H249V32H248ZM41 32L44 33L45 35H42ZM111 32L113 33V35H111ZM212 32H213V33H212ZM214 32H215V33H214ZM217 32H218L220 35H217V34H216ZM221 32L226 33V36L224 35V33H221ZM227 32L229 33V36H228V33H227ZM231 32H233V33H231ZM25 33L27 34L26 37L24 36ZM81 33H85V32L83 31V32H81ZM116 33H117V34H116ZM235 33L238 35V37L235 35ZM249 33H250V34H249ZM30 34H31V33H30ZM75 34H76V33H75ZM79 34H80V33H78V35H79ZM100 34H99V37L102 38V37L100 36ZM115 34H116V35H115ZM211 34H210V35H211ZM222 34H223V35H222ZM233 34H234V38H231L230 35L233 37ZM251 34H252V35H251ZM72 35H74V37H72ZM215 35H216V36H215ZM19 36H20V37H19ZM36 36H37V37H36ZM39 36H40V35H39ZM45 36H46V39H45ZM49 36L51 37V39H50ZM52 36H54L55 39H53ZM239 36L241 37V40H240ZM256 36H257V35H256ZM256 36L254 35V38H258V36H257V37H256ZM18 37H19V38H18ZM31 37H32V39H35V41H34V40L32 41ZM33 37H34V38H33ZM48 37H49V40H48ZM71 37H72V40L69 39V38H71ZM225 37H226V39H224ZM227 37H228V38H227ZM229 37H230V39H229ZM24 38H25V39H24ZM73 38H74V39H73ZM237 38H239L240 41H239ZM17 39H18V40H17ZM102 39H103V38H102ZM104 39H103V40H104ZM211 39H212V38H211ZM228 39H229L230 42L227 41ZM231 39H232V40H231ZM235 39H236V40H235ZM43 40H44V42H48V41H49V42L46 44V43H43ZM46 40H47V41H46ZM54 40H55V41H54ZM119 40H120V39H119ZM160 40H161V41H164V40H162V38H160ZM51 41H53V42L51 43ZM56 41H57V42H56ZM59 41H61V42H60L61 45H62V43L64 44V43H66L67 41H68L69 44H66V45H67L66 48H65L66 45H64V47H63V45H62V49H61V48H58V47H57L58 45H59V47H61V45L59 44ZM78 41H79V40H78ZM225 41H226V42H225ZM232 41H233V42H232ZM236 41H238V42H236ZM55 42H56V43H55ZM73 42H75L76 44H75V43L73 44ZM107 42L109 43V45L107 44ZM116 42H118V43H116ZM223 42H224V43H223ZM227 42H228V43H227ZM234 42H235V43H234ZM54 43H55V44H54ZM113 43H114V44H113ZM115 43H116V44H115ZM126 43H127V42H126ZM237 43H238V44H237ZM23 44H26V45H25V46H22ZM45 44H46L47 46H49V48L46 47ZM53 44H54L55 47L52 46ZM119 44H121V46H120ZM136 44H137V45H136ZM229 44H230L231 47L229 46ZM28 45H30V46L28 47ZM38 45H39L40 47H39ZM42 45H43V46L45 45V47H43ZM56 45H57V46H56ZM69 45H70V46H71V45H75V46L72 48V47H70ZM76 45H79V46H76ZM111 45H112L113 47H116V49L113 48ZM117 45H118V46H117ZM129 45H130V44H129ZM20 46H21V47H20ZM34 46H36L37 48H36V47L34 48ZM107 46H108V47H107ZM109 46H110L113 50L110 48V51H109V50H108V49H109ZM222 46H224V47H222ZM236 46H238V47H236ZM22 47H23V48H22ZM27 47H28V49H27ZM30 47H31V48H30ZM41 47H43V48H41ZM75 47H77L78 49L75 48ZM117 47H118V48L120 47V48L118 49ZM141 47H142V48H141ZM235 47H236L237 49H236ZM24 48H25V49H24ZM32 48H33L34 50H36V49L38 50L39 48L42 49V50H43V52H42L43 54H42V53H41V54H42V56H44V54L46 55V53H47V55H46L47 59L50 57L51 53H53V54L55 53V52H54L55 50H56V51H57V50H60V51H57V53H58V52L60 53V54L58 53V57H57V60H60V61H58V62H59V63H60V62L62 63V62L64 61V64H67L68 66H67V65L64 66L63 63H62V64L60 63V64L62 65V68H61V67H60L61 65L58 64V62L56 61V65H55V67H57V68L59 67V68L57 69V72H63V74H64L65 77H64V78L62 77V79L67 80L68 77H69V78H72V76H73L72 80L70 79V80H71V84H73V85L70 84L69 78H68L67 81H64V80H63V81H64V83H65V82H67V83L69 82V84H67L68 86H67V85L65 86V88H66L65 90H67V88H68V90H70L72 87H73L74 89H77V90H74V89L72 88L73 92H72L71 90H70V92H69V91H68V92L66 91V92H67L68 94H70V96H71V102H72V99H73L72 97H74V96H75V97L77 96V97L79 98L78 100H77V97H76V98L74 97L75 100L73 99V102H72V103L69 101V99H68L69 102L67 103V101L63 102L64 100H62V97H61L59 94H58V96L56 95L57 93L54 91V89H55L54 86H53V88H52V85H53V84L55 83V81H56V80H55V76H51V68H50V66H53V65H51V64H53V63H52V62H53V61H52V58L46 60L45 57H42V56H40V55L35 54L36 52H35L34 50H33V51H34V52H33V51H32ZM44 48H47V49H48V50H47L48 52H47ZM50 48L53 49V52H52V50H51ZM67 48H69L70 50H73V49L75 48L74 52H75V51L77 52L78 50H79V51H83V52H81L80 55H79V53L77 54V53L75 52L76 55H77L79 58H82V59H81L82 61L85 59V58L83 59V57H82L83 55H84L86 58H87V56H88V57H91V55H92V56H93V57H92L93 59H92V58H88L87 60H86V59L84 60V61L87 63V61L90 59L91 62H89V61H90V60H89L88 63H91V65L88 64V63L86 64V63L84 62V63L86 64V65H85L80 59L77 61V59H78L77 56L75 57V58H77V59L74 58L75 60H72V59L70 58V59L72 60V61H71L69 58H67V57H69V56H68V51H66L67 54L64 53L67 57H64V58H63L64 55H63L62 53H63L65 50H67ZM102 48H101V49H102ZM107 48H108V49H107ZM165 48H166V49H165ZM231 48H232V49H231ZM234 48H235V49H234ZM23 49H24V50L27 49L26 52H25ZM30 49H31V50H30ZM40 49H39V50H40ZM69 49H68V50H69ZM76 49H77V50H76ZM117 49H118L119 52L117 51ZM224 49H225V50H224ZM226 49H227V50H226ZM233 49L236 50V51H232ZM29 50L31 51V53L33 54V56H31L32 54H30V55L28 54V56L26 57L27 52H28V53L30 52ZM37 50H36V51H37ZM42 50H41V51H42ZM70 50H69V53H70V54L73 53V55L75 56V53H74L73 51L70 52ZM99 50H100V49H99ZM107 50H108V51H107ZM114 50H116V51H114ZM141 50L146 54V56H147L146 59H145V55L141 52ZM237 50H238V51H237ZM41 51H39V52H41ZM44 51H46V53H45ZM50 51H51V52H50ZM61 51H62V52H61ZM79 51H78V52H79ZM121 51H123V53H122ZM155 51H156V50H155ZM164 51L166 52V54H164V53H165ZM203 51H206L207 53L205 54V52L203 53ZM223 51H224V52H223ZM227 51H228V52H227ZM229 51H230V52H229ZM24 52H25V53H24ZM39 52L37 51V53H39ZM95 52H96V53L99 52V53L97 54L98 56H96V53H95ZM106 52H107V53H106ZM108 52H110L111 54L108 53ZM138 52H140V54L142 53V54H141V55H142V56H141V59L143 58V59L146 60V61H144V60H141V61H140V58H139V57H140V54H138ZM208 52H209V53H208ZM226 52L229 53V54L232 53V55H231V54L229 55V54H227ZM49 53H50V54H49ZM84 53H85V54H84ZM119 53L126 54L125 56H126V57L128 56V59H127L125 56H123L122 54H119ZM135 53H136V54H135ZM236 53H237V54H236ZM61 54H62V56H61ZM108 54L111 55V56H108V57H107ZM116 54H117V55H116ZM132 54H133V55H132ZM210 54L212 55V58H213V59H214V57L216 58V60H217L218 62H217L216 60H215V62L217 63L218 66H216V65L214 64V63H215L214 60H213L214 63L211 65L212 60L209 61V60H208V56H207V55L210 56ZM234 54H236V55H234ZM34 55H35V56H34ZM36 55H37V56H40L41 59L43 58V61L46 60V61H47V63H46V61H45V64H46V65H45V64H44V65H41V64H39V63H38L39 65H36V64H37L36 61H35V62L33 61V63H32V60H35V59H33V58L36 57ZM81 55H82V56H81ZM99 55H101L100 58H99ZM115 55H116L117 57H116ZM134 55H137V57L134 56ZM161 55H162L163 57H161ZM198 55H201L202 57H199ZM223 55H224V56H223ZM12 56H13V57H12ZM29 56H30L31 58L25 60L26 62H28V63H26V62L24 61V59H25V58H28ZM51 56L53 57V55H51ZM60 56H61V57H60ZM103 56H104L105 58H104ZM113 56H114V57H113ZM119 56H120V57H119ZM121 56H123V58H125V59L121 58ZM143 56H144V57H143ZM164 56H165V57H164ZM233 56H234V57H233ZM32 57H33V58H32ZM94 57H95V60H96V61H94V64H95L96 62H98L99 65H98L97 63L95 64V66H94V64L92 65V63H93L92 60H94ZM111 57H113L114 59H112ZM115 57H116V58H115ZM118 57H119V58H118ZM134 57H136V58H134ZM198 57H199V59H197ZM224 57H225V58H224ZM19 58L22 59L24 62H23L22 60H21V62H19V61H20ZM58 58H60V59H58ZM61 58H63V59H61ZM66 58L69 60V61H67L69 64L65 61V60H67ZM103 58L105 59V63H104L103 65H100L101 63H99V62H101V60L104 62V59H103ZM108 58L113 60V61H112V60H109L112 64L114 63V65H112V66H113L112 69H111V65H110L111 63L108 61ZM129 58H130V59H129ZM131 58H133V61H131ZM137 58H138V59H137ZM148 58H149V57H148ZM164 58H165L166 60H164ZM205 58H207V59H205ZM7 59H9V60H7ZM10 59H12V62L10 61ZM64 59H65V60H64ZM106 59H107V60H106ZM116 59H120V62L123 63L122 65H124V63L127 64V65H124V66H123V69H121V68H122L121 63L119 64V63H118L119 61L117 60V64H116ZM121 59L123 60V62L121 61ZM136 59H137V60H136ZM189 59H190V58H189ZM189 59H187V61H189ZM209 59H211V58H209ZM234 59H235V60H234ZM248 59H249V58L244 59V60H243L244 63H245V62H248V61H247ZM49 60L52 61V62H50ZM61 60H62V61H61ZM114 60H115V61H114ZM124 60H126V61H124ZM134 60H136L137 63H135L136 61H134ZM138 60H139V62H140L141 64L138 62ZM205 60H206V61H205ZM226 60H227V61H226ZM232 60H234V61H232ZM6 61H8V62L10 63V65H9V63H7ZM29 61H30V62H29ZM75 61H76V63H79V65H81V67L83 66L82 71H81L80 66L77 67L78 64L75 65V64H76ZM80 61H81V62H80ZM106 61H108V62L106 63ZM127 61H128V62H127ZM193 61H194V59H193ZM197 61H196V62H197ZM203 61H204L205 63H204ZM220 61H221L222 63H221ZM235 61H236V62H235ZM14 62H15V64H14ZM71 62H72V63H71ZM73 62H74L75 64H74ZM126 62H127V63H126ZM129 62H131V63H129ZM132 62H133V65L135 64V65L137 66L138 63H139L141 66L138 65V68H136V66L134 65V66H135V69L132 70V68H134V66H133V67L131 66L132 68L130 67V65H132ZM143 62H145V63H143ZM208 62H209V63H208ZM5 63H6L7 66L5 65ZM30 63H32V64L34 65V66H31V68H29L30 65H32V64H30ZM34 63H36V64H34ZM41 63H42V62H41ZM43 63H44V62H43ZM50 63H51V64H50ZM70 63H71L72 65H71ZM80 63H82V64H80ZM234 63H235V64H234ZM25 64H26V65L28 64L27 66H29V67H27ZM47 64H48V65H47ZM57 64L60 65V66H58ZM107 64H108V65H107ZM142 64H143V66H145V65H146V66H145L144 68H142ZM153 64H152V65H153ZM208 64H210V65H208ZM3 65H5L6 68H5ZM11 65H12L13 67L10 68ZM14 65H15V66H14ZM70 65L73 66L74 69H75V66H76V70H77V71H76V70H75V71L77 72V74H76L75 72L73 73L74 69L71 70V69H70V68H71ZM88 65H89V66H88ZM104 65H105V69H102V70H101L100 68H104V67H101V66H104ZM109 65H110V66H109ZM118 65H119L120 67H119ZM128 65H129V66H128ZM158 65H156V66L158 67ZM206 65H207L208 67H207ZM24 66H25V67H24ZM36 66H38V67H36ZM39 66L42 67L41 70H40ZM63 66H64V68L70 67L69 70H71V74H72V73H73V74H72V75H71V74H68V73H69V71L67 70L68 68L65 69L66 72L64 73L65 70L63 69ZM66 66H67V67H66ZM84 66H85V67H84ZM87 66H88V67H87ZM90 66H92V67H93V66H94V67L99 66L100 68H99V67H98V68H99L100 70L98 71V70H97L98 68H97V69H96V68L94 69V68H92V67H91L92 70H90ZM114 66H117V67H114ZM211 66H212V67H211ZM215 66H216V67H215ZM221 66H223V67L221 68ZM234 66H235V67H234ZM3 67H4V68H3ZM14 67H15V69H12V68H14ZM33 67H35V68L33 69ZM48 67H49L50 69H49ZM106 67H107V68L109 67L108 69H109V70L111 69V70H110V71L106 70V69H107ZM118 67H119V68H118ZM124 67H129V69H128V68H124ZM140 67H141L142 69H141ZM197 67H196V68H197ZM205 67H206L207 69H206ZM209 67H210V68H209ZM214 67H215V68H214ZM232 67H233V68H232ZM16 68H18V69H16ZM25 68H27V69H26L27 71L24 70ZM37 68L39 69V72H40V73L38 72V69H37ZM46 68H47V69H46ZM79 68H80V70H78ZM87 68H88V69H87ZM116 68H117V69H116ZM130 68H131V70H132V73H135L136 75H135V74L132 75ZM147 68H149V69H147ZM204 68H205L206 70H205ZM211 68H212V69H211ZM218 68H219V69H218ZM234 68H235V69H234ZM5 69H6V70H5ZM11 69H12V71H11ZM31 69H32V70H31ZM35 69H37L36 72H38V74H37L36 72H34ZM48 69H49V70H48ZM60 69H61V70H60ZM84 69H85V70H84ZM113 69H115V72H116V70H117V72H118V70L120 69V70H121V73H124L125 70L128 69V70H127V74H128V76L125 75L126 72H125V74H124V76H123V79H124V77H125V79H124V80H125L124 83L121 82V81H119V80H118V82H117V79H115V77L117 78V76L114 77V75H117V72H116V74H115V72H114ZM138 69H140V70L138 71ZM144 69H145V71H147V74H146V72L143 71ZM146 69H147V70H146ZM150 69H155L156 71H157V70H159V71H157V72L155 71V72H154V70H153V72H152V70H150ZM233 69H234V72H233ZM9 70H10V71H9ZM13 70H15V72H14ZM16 70H17V71H16ZM18 70H19V72H18ZM20 70H21V72H22L21 74H20ZM28 70L31 71V72L33 71L31 76H30V74H28ZM45 70H46V71H45ZM58 70H59V71H58ZM86 70L88 71V73H90L91 71L96 70V71L92 72L93 74H92V77H91V80L95 79L94 81H96L95 84H94V82L92 81V82H93V85H96L95 88L93 87V85L91 86V85H89V84H85L86 82L83 81L82 77H80L81 75H82V76L84 75L83 73H84ZM104 70H106V71H108V72H110V73H109V74H108V73L105 74L106 71H104ZM120 70H119L118 73H120ZM123 70H124V71H123ZM135 70H137L138 72H135ZM210 70H211V71H210ZM213 70H214V71H213ZM4 71L6 72V74H7L8 76H7L6 74H4V73H5ZM7 71H8V72H7ZM42 71H43V72H42ZM44 71H45V72H44ZM78 71H79V72H78ZM83 71H84V72H83ZM97 71H98V72H97ZM150 71H151L154 75H153ZM160 71H161V72H160ZM196 71H197V69H196ZM198 71H199V69H198ZM16 72H17V73H16ZM31 72H29V73H31ZM49 72H50V74H49ZM80 72H81L82 74H81ZM96 72H97V74H99V76L102 75V74H100L101 72H103V73L105 72V73H104L105 75L101 76V77H103L104 79L101 80V79H100L101 77H99L98 75H95L94 73H96ZM113 72H114V73H113ZM128 72H130V75H131V76H129V73H128ZM139 72H140V73L143 72L142 75L145 73V76H144V75L142 76ZM201 72H202V73H201ZM207 72H209V73L207 74ZM210 72H211V73H210ZM228 72H229V73H228ZM231 72H232V73H231ZM10 73H11V74L14 73V75H11ZM24 73H25V74H24ZM34 73H36V74H34ZM138 73H139V74H138ZM155 73H156V74H155ZM196 73H197V74H196ZM213 73H214V74H213ZM234 73H236L239 77H238L236 74H234ZM23 74H24V76H23ZM43 74H44V75H43ZM65 74H66V75H65ZM74 74H75V75H74ZM79 74H80V76H79ZM110 74H111L112 77H110ZM151 74H152V77H151ZM202 74H203V75H202ZM231 74L235 77V79L238 78L237 80L239 81V82H238V81L236 80L238 85H237V84L235 85V86H237V87H234L235 89L230 87V86H231L230 83H231V81H232V79H233V78H232L233 76H232ZM9 75H11L12 77L14 76V77L12 78V77L9 76ZM19 75H21V76H19ZM25 75H26V76H25ZM27 75H29L30 78H29ZM34 75H36V76H34ZM37 75H38V76H37ZM41 75H42V77H39V76H41ZM67 75H68V76H67ZM70 75H71V77H70ZM86 75H87V74H86ZM90 75H91V74H90ZM94 75H95L97 78H96V77L93 78ZM204 75H205V76H204ZM219 75H220V77H219ZM223 75H224V77H223ZM225 75H226V76H225ZM230 75L232 76V77H231L232 79H231V78H228ZM18 76H19L20 78H18ZM62 76H63V75H62ZM77 76L80 77L79 80H78L79 77L77 78ZM105 76H106V77H105ZM107 76H108V77H107ZM206 76H207V77H206ZM221 76H222V77H221ZM227 76H228V77H227ZM27 77H28V78H27ZM36 77H37V78L39 77L40 79H41V78H42V79H41V80H40V79L37 80ZM49 77H52V78H51V79H48ZM98 77H99V78H98ZM136 77H134V78L136 79ZM138 77H137V78H138ZM148 77H149V76H148ZM240 77H241V78H240ZM242 77H243V78H242ZM245 77H246V78H245ZM5 78H6V79H5ZM26 78H27V79H26ZM33 78L36 79V80H33V81H32ZM46 78H47V79H46ZM65 78H66V79H65ZM75 78H76L77 80H76ZM110 78H111L112 80H111ZM113 78H114V79H113ZM150 78H147V77H146L145 79H146V80H151ZM216 78H217V79H216ZM220 78H221V79H220ZM222 78H223V79H222ZM226 78H227L228 81H226ZM239 78H240V79H239ZM244 78L246 79V81L243 80ZM247 78H248V79H247ZM251 78H253V79H251ZM258 78H259V77H258ZM8 79H9L10 81H9ZM15 79H16V80H15ZM24 79H25V80H24ZM44 79H45V81H44ZM98 79H100V80H98ZM105 79H106V80H105ZM135 79H132L133 81H130L131 84H132L134 81H136ZM145 79H144V80H145ZM177 79H178V80L175 79L174 81H175V82H178V81L180 82L183 78H180L181 80H180L179 78H177ZM199 79L201 80V84L199 83V82H200ZM203 79H204V80H203ZM215 79H216V80H215ZM241 79H242L243 81H242ZM255 79L257 80V78H255ZM18 80H20V82H19ZM23 80H24L25 83L23 82ZM26 80H27V81H26ZM49 80H50L52 83H51ZM97 80H98L99 82H102L103 80H105V82L103 81L105 84L103 85V82H102L101 84H102L103 86H105V87L107 86V87L105 88V87H103V86L101 85V86H100V89L102 88V89H101L102 92H100V91H101L100 89H98V91H96V89L99 88V85L97 86V84H98V83H97ZM107 80H108V81H107ZM110 80H111V81L114 80V81L111 82ZM220 80H221V81H220ZM224 80H225V82H227V83L230 84V86H229V84H228V86H229V89H231V90L227 89V88H228V87H227V83L224 84ZM229 80H231V81L229 82ZM252 80H253V81H252ZM2 81H3V82H2ZM11 81H12V82H11ZM13 81H14V83H13ZM28 81H29V83H28ZM36 81H37L38 83H37ZM43 81H44V82H43ZM73 81H76V82L73 83ZM77 81H78V82H77ZM106 81H107V82H106ZM204 81H205V82H204ZM215 81H216V82H215ZM222 81H223V83H221ZM15 82H16V83H15ZM22 82L24 83V85L22 84ZM80 82H84V85H85L86 87L83 86V83H82V85H81ZM108 82H109L108 85H110V82H111L110 88L108 87V85H106ZM120 82H121V83H120ZM207 82H208V83H207ZM244 82H245V83H244ZM11 83H12V84H11ZM17 83H18V84H17ZM20 83H21V84H20ZM30 83H31V84H30ZM33 83H34V84H33ZM36 83H37V84H36ZM40 83H41V85L43 84V85H42L43 87L40 85ZM113 83H116V84H115V85L117 86L116 88H115V85H114ZM119 83H120V84H119ZM122 83H123V84H122ZM125 83H126V84H125ZM211 83H212L213 86L211 85ZM215 83H216V84H215ZM220 83H221V84H220ZM240 83H241V84L243 83V85H244V84H245V85H244V86H243V85L241 86V85H239ZM255 83H256V81H255ZM255 83H254V85H255ZM26 84H27V85H26ZM32 84H33V85H32ZM35 84H36L37 87L34 86ZM48 84H49V85H48ZM74 84H76V85H74ZM124 84H125V85H124ZM2 85H3L4 87H3ZM16 85H17V86L20 85L22 88H21L20 86H18L19 88H17ZM25 85L28 86L26 90L24 89V88L26 87ZM30 85H31V86H30ZM47 85H48V86H47ZM120 85H121V86H120ZM127 85H128L127 87L131 88V87H130L131 85L129 86V82H128ZM195 85H196V86H195ZM218 85H219V87H218ZM221 85H222V86H221ZM14 86H15V87H14ZM32 86H33L34 88H33ZM40 86H41L42 88H41ZM45 86L48 87L47 90L45 89V88H46ZM50 86H51V88H49ZM70 86H72V87H70ZM111 86H112L113 88H115L116 90H114ZM194 86H195V87H194ZM208 86H209V87H208ZM210 86H211V87H210ZM223 86H226L227 88H226V87H223ZM5 87H6V89H5ZM30 87H31V90H30ZM69 87H70V89H69ZM78 87H80L81 89H79ZM84 87H85V88H84ZM88 87H89V89H86V88H88ZM220 87H221L222 89H221ZM240 87H241V88H240ZM243 87L245 88L246 91H243V89H244ZM7 88H8V89H7ZM43 88H44V89H43ZM82 88H83V89H82ZM93 88L95 89L96 92L93 90ZM132 88H133V84H132ZM190 88H191L192 90H191ZM196 88H197V90H196ZM205 88H206L207 90H206ZM210 88H211V89H210ZM217 88H220V89H217ZM223 88H224V89H223ZM225 88H226V89H225ZM239 88H240V90H239ZM4 89H5V90H4ZM9 89H12V90H9ZM13 89H14V90H13ZM22 89H24V90H22ZM39 89H40V92L42 91V93H40V92L38 91ZM48 89H50V90H48ZM52 89H53V90H52ZM84 89H85L86 91H85ZM103 89H104V90H103ZM111 89H112V90H111ZM236 89H237V90H236ZM247 89H248V90H247ZM7 90H8V91H7ZM15 90H16V91H15ZM20 90H22V91H20ZM27 90H30V91H27ZM108 90H110V91H108ZM113 90H114V91H113ZM190 90H191V91H190ZM212 90H213V91H212ZM223 90H224V91H223ZM228 90H229V92H228ZM238 90H239V91H238ZM6 91H7V92H6ZM9 91H10V92H9ZM12 91H14V93H15V94H14L15 96L13 95V97H12L11 94H9V93H11ZM17 91H18L19 93H17ZM25 91H26V92H25ZM33 91H34V92H33ZM43 91H44L45 93H43ZM49 91H50L51 93H50ZM76 91H77V92H76ZM80 91H83V93H81ZM93 91H94V92H93ZM189 91H190L191 93H190ZM195 91H196V92H195ZM197 91H198V92H197ZM219 91H222L223 93H221V92H219ZM234 91H235V92H234ZM242 91H243V92H242ZM253 91H254V90H253ZM263 91H264V89H263ZM8 92H9V93H8ZM27 92H28V93L30 92L31 94H33V93H35V94L38 93V94H36V96H35L34 94H33V95H30V93L28 94ZM32 92H33V93H32ZM52 92H54V94H55V95L53 94V97H52L53 99H52V98H49V96H50V94H52ZM85 92H86V93H85ZM89 92H91V93L93 92V94L98 93V94H97L98 97L96 96L97 99L94 98L95 95H93V94H91V93H90L89 96L87 95V101H88V99L91 100V101L89 100V103L87 102V104H89V105H88L89 108L87 109V108H85V106H84L85 104L83 103V101H80V100H83L82 98H84V96H85L86 94H88ZM104 92H106V93L104 94ZM108 92H109V93H108ZM217 92H219V93H217ZM230 92H231V93H230ZM3 93H4V94H3ZM6 93L8 94L7 97H6V95H7ZM21 93H22V94H21ZM26 93H27L28 95H30L31 97L34 96V100H32L33 98H31L30 96L28 97V95H27ZM39 93H40L41 95H40ZM47 93H48V94H47ZM76 93H77V95H76ZM79 93H81V94H79ZM100 93H101V94H100ZM107 93H108V94H107ZM220 93H221V94H220ZM1 94H3V95H1ZM5 94H6V95H5ZM71 94H72V95H71ZM82 94H85V95H82ZM102 94H104V96L107 94V96L105 97L107 100H106L105 98H103V101L101 100V98H102L101 96H103ZM109 94H110V97H112L111 99H108V98H110V97L108 96ZM237 94H238V95H237ZM4 95H5V96H4ZM9 95H10V96H9ZM19 95H20V96H19ZM21 95H23V96H21ZM38 95H39V96H38ZM42 95H43V97H42ZM48 95H49V96H48ZM79 95H82L83 97L81 96V97H82V98H81ZM91 95H93V96H91ZM112 95H113V96H112ZM16 96H18V97H16ZM68 96H69V95H68ZM70 96H69V98H70ZM99 96H100V97H99ZM104 96H103V97H104ZM197 96H198V97H197ZM209 96H210V97H209ZM214 96H213L212 100H213L214 98H216V97H214ZM3 97H4V98H3ZM15 97H16V98H15ZM21 97H23L24 100H23V98H22V100H20V102L17 103V101H18ZM36 97H37V98H36ZM40 97H41V98H40ZM107 97H108V98H107ZM207 97L209 98V100H208ZM12 98H13V99H12ZM14 98H15V99H14ZM17 98H18V99H17ZM27 98H28V99H27ZM43 98H44V99H43ZM59 98H61V99L59 100ZM91 98H92V99L94 98V100L92 101ZM196 98H197V99H196ZM234 98H235V99H234ZM26 99H27V100H26ZM38 99H40L41 101L38 100ZM99 99H100V100H99ZM189 99H190V100H189ZM191 99H192V103H191ZM233 99H234V100H233ZM8 100H9V101H8ZM15 100H16V102H15ZM29 100H30V101H29ZM36 100L38 101V103H36V102H37ZM43 100H45V101L42 102ZM61 100H62V103H63V104H64V103H67V104L69 105V107H67V108H68V110L70 111V113L68 112V110H66V108H63V107H62L63 104H61ZM96 100L98 101V103H97V102H95V103H97L99 106H98L97 104H96V105L94 104V101H96ZM202 100H203V101H202ZM207 100H208L209 102H208ZM10 101H11V103H10ZM21 101H22V102H21ZM23 101H24V102H23ZM27 101H28V102H27ZM51 101H52V102H51ZM53 101H55V102H53ZM77 101H78V102H77ZM99 101H102V102H99ZM196 101H197V102H196ZM198 101H199V102H198ZM201 101H202V102H205V101H206V103H200ZM231 101H230V102H231ZM25 102H26V103H25ZM30 102H32L31 104H33L34 108H33V106L30 104ZM50 102H51V103H50ZM80 102H82V103H80ZM104 102H105V104H104ZM111 102H112V103H111ZM189 102H190L191 105L189 104ZM207 102L209 103V105H208ZM4 103H5V104H4ZM7 103H8V105H7ZM15 103L18 105V107H16L17 109L15 108ZM21 103H22V104L24 103V104L21 106ZM39 103L41 104V107L39 106V105H40ZM42 103H43V104H42ZM45 103H46V104H45ZM47 103H48V104H47ZM69 103L71 104V106H70ZM75 103H76V104H75ZM77 103H78L79 106L81 105L80 108L77 107V106H78ZM90 103H91L92 105H91ZM197 103H199V105H198ZM13 104H14V105H13ZM19 104H20L21 107L19 106ZM25 104H26V107H25ZM28 104H29L30 107L28 106ZM44 104H45V105H44ZM49 104H50V105L52 104V106H53V104H54V106L51 107ZM72 104H75L76 107H73L74 105H72ZM83 104H84V105H83ZM93 104H94L96 107L98 106V109H97L98 112H96V107H95V110H94V105H93ZM107 104H108V105H107ZM200 104H203V105H200ZM10 105H11V106H10ZM12 105H13V106H12ZM17 105H16V106H17ZM90 105H91V106H90ZM174 105H176V106H174ZM181 105H182V106H181ZM27 106H28V107H27ZM35 106H36V107H35ZM37 106H39V107H37ZM49 106H50L51 108H50ZM83 106H84V107H83ZM105 106H107V108H105ZM109 106H110V108L108 109ZM177 106H179V107H177ZM180 106H181L182 109H184V111H185L184 113H183V112H180V111L182 110V109H180ZM194 106H195V107H194ZM201 106H202V110H201V112H200V108H201ZM204 106H205V107L207 106V107L205 108V109H207L206 111L203 109ZM8 107H9V108H8ZM12 107H13V108H12ZM19 107H20V108H19ZM31 107L33 108V110H32ZM42 107L45 108V109H47V110H48V108H50L51 111H54V112H51L50 109H49V111H47V110L43 109ZM55 107H56V108H55ZM99 107H100V108H99ZM101 107H103V108L106 109V110L102 109ZM196 107H197V108H196ZM22 108H24V110H23ZM25 108H27V109H25ZM28 108H29V109H28ZM38 108H39V112H37V111H38ZM57 108H59V109H57ZM71 108H73V109L71 110ZM78 108H79V109H78ZM82 108H83V109H82ZM84 108H85V109H84ZM92 108H93V110H92ZM112 108H113V109H112ZM114 108H115V109H114ZM192 108H193V109H192ZM5 109H6V111H5ZM10 109H11V110L13 109V111H12L11 113H10V111H11ZM20 109H21V110H20ZM30 109H31V110H30ZM34 109H35V111H34ZM40 109H41V110H40ZM42 109H43V111H42ZM52 109H53V110H52ZM60 109H61V110H64V111L66 110L68 113H67V112H66V113H65V112H62V111H60ZM107 109H108V111H107ZM111 109H112V110H111ZM177 109H178V111H179V110H180V111L177 112ZM191 109H192V110H191ZM8 110H9V111H8ZM22 110H23V111H22ZM26 110H27V111H26ZM28 110H30V111H28ZM57 110H58V111H57ZM73 110H75V111H73ZM79 110H80V111H79ZM84 110H85V111H84ZM90 110H91V111H90ZM100 110H101L102 112H101ZM116 110L119 111V113H118V112L116 113ZM171 110H172V111H171ZM175 110H176V111H175ZM203 110H204L206 113H205ZM3 111H4V112H3ZM20 111H22V113H20ZM55 111H56V112H59V111H60L61 113L59 112L60 114L58 113V114L56 115ZM82 111H84V112H82ZM88 111H90V113H91V114H90L91 117H90ZM94 111H95V113H94ZM105 111H107V112H105ZM182 111H183V110H182ZM2 112H3V113H2ZM16 112H17V113H16ZM25 112H26V114L28 113V115H26ZM29 112H30V114H29ZM31 112H32V113H31ZM36 112H37V113H36ZM41 112H42V114H41ZM43 112H44V114H43ZM50 112H51V115H53V114L55 113V114H54L55 117H56V116L58 117V116L60 115V117H58V120H57V117H56V118L54 117V115L51 116V115H50ZM72 112H73V113H72ZM77 112H78V113H77ZM86 112H87V115H86L87 118H86V116H85V114H84V113H86ZM108 112H110L109 115H108ZM120 112H121V113H120ZM123 112H124V111H123ZM146 112H148V110H147ZM6 113H7V114H6ZM23 113H24V114H23ZM38 113H40L39 115H42V116H39ZM47 113H48V114H47ZM52 113H53V114H52ZM64 113H65V114H64ZM74 113H75V115H73ZM82 113H83V114H82ZM96 113H98L97 116H95ZM103 113H104V115H106L107 117L110 116L111 118H110V117H108V118L105 117L104 115H102ZM105 113H106V114H105ZM173 113H174V114H173ZM176 113H177L178 115H175ZM179 113H180V114H179ZM181 113H182V114H181ZM200 113H201V114H200ZM19 114H22V117H23V116H25V117L22 118ZM33 114L35 115L36 118H37V117H38V118L36 119V118L33 116ZM62 114L65 116V120H63V119H64V116H61ZM67 114H68V118L66 117ZM69 114H72V116H71V115L69 116ZM92 114H94L95 118H98V119L96 120ZM100 114H101V115H100ZM146 114H147V116H145ZM148 114H149V115H148ZM168 114H170V115L168 116ZM172 114H173V115H172ZM199 114H200V115H199ZM202 114H203V115H202ZM204 114H205V115H204ZM9 115H10V116H9ZM11 115H12V117H11ZM18 115L21 117L20 121H21V122L26 121V122H24V123H26V124L17 121V120H19V118H20V117L17 118ZM30 115H31V116H30ZM77 115H78V117L80 118V120H81V118L83 117V115H84V117H83V119L80 121L79 119H75V118H77V117H76ZM80 115H82V116H80ZM112 115H113L114 117H113ZM118 115H119V117H117ZM171 115H172V116L175 115V116H178V117H177V119L174 117V118H175V119H174ZM180 115H181V116H182V115H183V116L185 115V118H186V122H187V123H185V121H184L185 118H184L183 116L180 117ZM198 115H199V116H198ZM211 115H212V114H211ZM27 116H30V117H27ZM46 116H47V118H49L48 120H50L51 117H53L55 120L51 118V121L53 120L52 122H51V121H48V120L46 121V120H45V119H47ZM48 116H49V117H48ZM73 116H74V118H73ZM88 116H89L90 118H93V121H94V124H95L96 127H93L94 124H93V122H91L92 119H91V120L88 119V118H89ZM121 116H122V115H121ZM143 116H144V118L146 117V119H148V120L144 119ZM152 116H153V118H152ZM170 116H171V117H170ZM196 116H195V117H196ZM7 117H9V118H7ZM32 117H33V119H32ZM39 117H40L41 119L45 120V121L41 120ZM44 117H45V119H44ZM61 117H63V118H61ZM70 117H72L73 119L70 118ZM102 117H105V118H104V122H103L104 124L102 123L103 126H102V125H101V126L99 125L98 127H99L100 130H98V129H97V128H98V127H97V124L100 122L99 120H101ZM112 117H113V119H112ZM134 117H135V118H134ZM163 117H164V118H163ZM167 117H169L168 120H167ZM200 117H201V118H200ZM210 117H212V116H210ZM5 118H6L8 121H7ZM16 118H17V119H16ZM25 118H27L28 121L30 120V122H28L29 124L27 123V120H26ZM34 118H35L36 121L34 120ZM59 118H60L62 121H61ZM84 118H85V119H84ZM130 118H131V119H130ZM142 118H143V120H141ZM149 118H150V119H149ZM151 118L154 119V120L152 121ZM157 118H159L160 120L157 119ZM161 118L164 119V120L166 119L168 122L162 120ZM172 118H173V119H172ZM179 118H180V121H178ZM9 119H11V120L15 119V122H14V123H13V121H12V122H11V121L9 122ZM39 119H40V120H39ZM74 119H75V120H74ZM111 119H112V120H111ZM169 119H170V120H169ZM190 119H191V118H190ZM190 119H189V120H190ZM192 119H193V118H192ZM192 119L190 120V123L193 122ZM4 120H5V121H4ZM32 120L35 121L36 125H34L35 123H34ZM59 120H60V122H57V121H59ZM86 120H88V121H86ZM89 120H90V121H89ZM102 120H103V118H102ZM126 120H125V121H126ZM134 120H136V121H134ZM138 120H139V121H138ZM157 120H158V121H157ZM171 120H172L173 124H170V123H172ZM173 120H176V121H173ZM248 120H249V122L252 123L253 121L256 122L257 118H256V117L253 118V117H250V116H249V119H248ZM250 120H251V121H250ZM41 121H42V122H41ZM65 121H67V122L65 123ZM71 121H73V122H71ZM85 121H86V122H85ZM95 121H96V122H95ZM105 121H106V124H105ZM146 121H149V122H146ZM156 121H157V122H156ZM161 121H162L163 123H162ZM16 122H17V123H16ZM31 122H33V123H31ZM39 122H40V123H39ZM53 122H56V123H53ZM61 122H63V124H62V125H61V124L59 125L58 123H61ZM68 122H69L70 124H69ZM74 122H78V123L76 124V123H74ZM79 122H80V123H79ZM81 122H82V123H81ZM88 122H91V123H89V127H88V124H87ZM150 122H151V123H150ZM155 122H156V124H155ZM165 122H166V123H165ZM169 122H170V123H169ZM11 123H12V124H11ZM48 123H49V124L51 123V124H52L53 126H55V127L57 126V129L61 128V127H59V126H62V128H65V129H64L63 131H62V129H59V130H58V131H59V134H58L56 128L54 127L55 130L52 129L53 127L50 126L51 124L49 125ZM71 123H72V124H71ZM85 123H86V124H85ZM96 123H97V124H96ZM149 123H150V124H149ZM159 123H160V124H159ZM181 123H185V124H181ZM6 124H8V125H6ZM9 124H11V125H9ZM18 124H19V125H18ZM21 124H22V125H21ZM23 124H24V126H23ZM32 124H33V125H32ZM44 124H45V125H44ZM54 124H58V125H54ZM64 124H66L67 126L70 125V126H72V127L75 125V126H74L75 128H74V129L72 128L73 131L75 132V129H76V130L78 129V130H77V131L75 132V134H74V132H72V129L68 126V129H69V130L67 131V130H66V129H67V126H65ZM73 124H74V125H73ZM91 124H93V126H92ZM100 124H101V122H100ZM162 124H163V125H162ZM31 125H32V126H31ZM41 125H42V126H41ZM48 125L50 126V128H49ZM76 125H77V126H76ZM147 125H148V126L150 125V126L148 127ZM151 125H152V127H151ZM167 125H168V128H167ZM179 125H182L184 128L181 127V126H179ZM192 125H194V127H193ZM11 126H12V127H11ZM29 126H30V127H29ZM43 126H44V127H43ZM45 126H46V129H44ZM47 126H48V127H47ZM169 126H171V127H169ZM172 126H173V127H172ZM174 126H175V127H174ZM196 126H197L198 129L196 128ZM19 127H18V128H19ZM51 127H52V128H51ZM58 127H59V128H58ZM86 127H87L86 130H88L89 128H90V130H92V131H91L92 134H89V133H90V130H88L89 132H87L86 130H84V131L82 130V129H85ZM91 127H92V128H91ZM177 127H178V128H177ZM179 127H180V128H179ZM254 127H255V126H254ZM93 128H94V129L96 128L97 131H94ZM101 128H102L103 130H102ZM147 128H148V129H147ZM170 128H171V129H170ZM181 128H182V131H183V132L181 131ZM195 128H196V129H195ZM250 128H251V127H250ZM14 129H15V128H14ZM16 129H17V128H16ZM51 129H52V131L54 130L55 132H52ZM70 129H71V130H70ZM96 129H95V130H96ZM135 129H136L137 131H138V129L140 130V131L138 132L139 134H136L137 132H136ZM143 129H144V131H142ZM149 129H150V131H151L152 133H151L150 131H148ZM178 129H179V130H178ZM184 129H185V130H184ZM191 129H192V130H191ZM251 129H252V128H251ZM37 130H38V131H37ZM65 130H66V132H68V133H66ZM134 130H135V131H134ZM187 130H189V131L187 132ZM193 130H195V131H193ZM196 130H197V131H196ZM35 131H37V132H35ZM93 131H94L95 133H93ZM175 131H176V132H175ZM178 131H179L180 134L178 133ZM180 131H181V132H180ZM192 131H193V133H192ZM50 132H52L51 135H50ZM56 132H57V134H56ZM61 132H65L66 135H63V134H65V133L62 134ZM80 132H81V133H80ZM145 132H146V133H145ZM148 132H149V133H148ZM190 132L192 133V135H191ZM42 133H43V134H42ZM60 133H61L64 137L61 136ZM70 133H71V134H70ZM76 133H78L79 135L76 134ZM86 133H87V134H86ZM132 133H133V135H132ZM147 133H148V134H147ZM154 133H155L156 135H155ZM185 133H188V134H185ZM68 134H69V135H68ZM72 134H73L74 136H73ZM98 134L101 135V136H99ZM145 134H146V137H149V138H148V143H147V140H146L147 138L144 137ZM152 134H153V135H152ZM178 134H179V135H178ZM181 134H182V135H181ZM189 134H190V135H189ZM247 134L250 135V133H247ZM76 135H78V136L76 137ZM80 135H81V137H80ZM83 135H84V138H83ZM93 135H94V136H93ZM134 135L137 136L138 139L135 140L136 137H135ZM139 135L142 136L143 138H142V137H139ZM148 135H149V136H148ZM249 135H248V137L250 138ZM60 136H61V138H59ZM66 136L68 137V139H69V137L72 136V137H71V138H72V141H71V138L68 140ZM133 136H134V139L132 138ZM151 136H154V137H151ZM186 136H188V137H187V139L185 140ZM73 137H74V138L76 137L77 139H78V138H81V140L78 139V140L75 141L76 138L74 139ZM91 137H92V138H91ZM93 137H94V138H93ZM57 138H56V140H57ZM123 138H124V139H123ZM139 138H141V139H139ZM144 138H145V139H144ZM151 138L154 139V140L152 141ZM155 138H157V139H155ZM159 138H161V139H160L161 142H160ZM249 138H248V139H249ZM73 139H74V140H73ZM82 139H83V140H82ZM119 139H120V140H119ZM121 139H122V140H121ZM150 139H151V140H150ZM252 139H253V137H251V138L248 140V141H249V144H251V146H255V145H256V141H257V139H255V140H253V141H252ZM87 140H88V139H87ZM116 140H117V141H116ZM123 140H125V141H127V142H125V141H123ZM137 140H138V142H137ZM139 140H140V141H139ZM141 140H142V141H141ZM157 140H158V143H157ZM162 140H163V141H162ZM218 140H219V139H218ZM218 140H217V142H219V144H215V143H217V142H215V141H214V143L212 144V145H214L215 147L217 146L216 149H215V147L212 146V145H211V146L214 147L213 149L211 148V146H209V147L207 148V153H208V151L210 150V148H211L210 151H212V150L214 151V149H215L214 152L212 151L213 153L209 151V152L211 153V154L209 153V156H210L211 158H216L217 155H218V156L222 155V157L225 158V156L227 155V154H225L226 151L228 152V151H229L228 149H230V148L232 149V148L234 147L233 150H230L231 153H230V151L228 152V155H227V156H229L228 159L230 158V160L233 162V164H235L236 166H238V165H239V164H238V161H239L238 158H239V157H238L237 155H238V153H239V149H240L241 147L238 146V145H235L236 143H233V145H232V142L228 143V142H229V141H228L227 143H225V144H226V149H227V150L225 151V153H223V152L220 151L221 153H220V155H219V151L217 152L218 154H216V151L219 149V147H222V146L225 145V144H224L222 141H220V140L218 141ZM250 140H251L252 142H251ZM79 141H80V142H79ZM91 141H92V140H91ZM133 141H134V143H133ZM135 141H136V142H135ZM144 141H146V142H144ZM149 141H150V142L152 141V142L150 143ZM155 141H156V142H155ZM182 141H181V142H182ZM84 142H85V143H84ZM113 142H114V143H113ZM115 142H116L117 144H116ZM129 142H130V143H129ZM131 142H132V143H131ZM141 142H142V143H141ZM154 142H155L156 144H158V145H156ZM159 142H160V143H159ZM162 142H163L164 144H163ZM80 143H82V145H80ZM124 143H125V145H126V144H127V145L125 146ZM144 143H145V144H144ZM220 143H223V144L221 145ZM67 144H68V143H67ZM111 144H113V145H115V146H112ZM134 144H137V146L134 145ZM147 144H152V145L154 144V146L157 147V149H158L159 151L161 150L160 152L162 153V156H163V157L161 156V157H160V160H161V158H165V159H166V157H169V158L167 159V161H169V162L171 161V162L174 164V166H173V164H172V166H171V162L169 163V165L171 166V168L168 167L169 165H167V166H165V165H164V166H163V165H157V164L155 165V163H156L157 161L154 163V161H155V160H154L155 156H151L152 154H151L150 151H148V150H144L143 148H142V149L140 148L141 150H139L138 145H139V146L141 145L140 147H142L143 145H147ZM83 145H84V146H83ZM160 145H163L164 148H163L162 146H160ZM167 145H168V146H167ZM218 145H219V146H218ZM227 145H229V146L231 145V146H230L229 148H227ZM234 145H235L237 148H235ZM79 146H81V147H79ZM111 146L114 147V149H112ZM117 146H118V147H117ZM127 146H129V147H127ZM133 146H134V147H133ZM135 146H136V147H135ZM159 146H160L161 148H160ZM256 146H258V145H256ZM110 147H111V148H110ZM115 147H116V148H115ZM132 147H133V148H132ZM165 147H166V148H165ZM174 147H175V149H174ZM223 147H224V146H223ZM223 147H222V148H223ZM239 147H240V148H239ZM128 148H129V149H128ZM137 148H138V149H137ZM217 148H218V149H217ZM224 148H225V147H224ZM238 148H239V149H238ZM83 149H84V148H83ZM132 149H133V150H132ZM134 149H135V150L137 149L138 151H135ZM163 149H164V150H163ZM165 149H166V151H165ZM168 149H169V150H173V151H167ZM259 149H260V147H259ZM259 149H258V147H257L255 150H257V151H259V152L261 151L260 154H262V155H259V154L257 155V153H256L257 151H254V153H255L254 157H255V156H256V157H259V158H260V161H262V160H264V155H263L264 152L262 153V149H261V150H259ZM84 150H85V149H84ZM84 150H83L82 152H84ZM86 150H87V149H86ZM124 150H125V151H124ZM162 150H163V152H162ZM234 150H236V151H234ZM95 151H96V150H95ZM142 151H144V152H142ZM146 151H147V154H146ZM174 151H175V152H174ZM232 151L235 152V153L238 152L237 155H236L235 153H232ZM116 152H117V151H116ZM135 152H136V153H135ZM137 152H139V153H137ZM166 152H167V153H166ZM143 153H144V154H143ZM222 153L225 154V155L223 156ZM125 154H126V155H125ZM135 154H137V158H136V155H135ZM168 154H169V155H168ZM212 154H213V155H212ZM214 154H215L216 156H215ZM122 155H123V156H122ZM127 155H128L130 158H132V160H134V159L136 158V159H135L136 162H135V161H132L129 157H127ZM145 155H146V158H147V159L145 158ZM149 155H150V156H149ZM170 155H171V156H170ZM172 155H173L174 157H173ZM138 156H139V157H138ZM142 156H144V157H142ZM218 156H217V158H218ZM233 156L237 157V158H236L237 160H235V159L233 160V158H235V157H233ZM124 157H125V159H124ZM140 157H141V158H140ZM148 157H149V158H148ZM150 157H151V158H150ZM182 157H183V158H182ZM220 157H221V156H220ZM220 157H219V158H220ZM254 157H253V158H254ZM128 158H129V159H128ZM138 158H139V159H138ZM171 158H172V159L174 158V161H175V162L172 161ZM224 158H223V159H224ZM148 159H149V161H148ZM169 159H170V160H169ZM190 159H191V158H190ZM220 159H221V158H220ZM220 159H219V160H220ZM223 159H222V160H223ZM226 159H227V158H226ZM261 159H262V160H261ZM127 160H128V161H127ZM131 161H132L133 163H132ZM137 161H139V165H138ZM147 161H148V162H147ZM151 161L153 162V164H154L155 166H154L152 163H149V162H151ZM158 161H159V160H158ZM127 163H128V164H127ZM202 163H203V162H202ZM136 164H137V165H136ZM149 164H150V165H149ZM160 164H161V163H160ZM133 165H134V166H133ZM136 166H137V167H136ZM138 166H139V167H138ZM158 166H159V167H158ZM161 166L164 167V169H163ZM133 167H134V168H133ZM150 167H151V168H150ZM167 167H168V169L171 170V171H169L168 169H165V168H167ZM212 167H213V166H211V164H209V166L205 167V168H206V172H209V173L211 172V173H210L211 175H209L208 178H212V177L214 178V176L218 173V172H217V170H218L217 166H216V167L214 166L215 168H212ZM130 168H129V169H130ZM159 168H160V169H159ZM211 168H212L213 170H212ZM135 169H138V170H135ZM140 169H141V170H140ZM172 169H173V170H172ZM139 170H140V172H141V171H142V172H141V173L138 172ZM158 170H160V171H158ZM46 171H48V170H46ZM144 171H145V172H144ZM220 171H222V170H220ZM136 172H138V173H136ZM150 172H151V173H150ZM164 172H165V173H164ZM139 173H140V174H139ZM142 173H143V175H142ZM169 173H170V174H169ZM215 173H216V174H215ZM220 173H223V171L220 172ZM172 174H173V173H172ZM257 174H260V175H257ZM257 174H256L257 176H255V181L252 180V181L250 182L251 187H253L254 182H255V183L257 182L256 184H254V185H256V186H261V185L264 186V183H263V181H264V175H263V173H257ZM152 176H153L154 179L152 178ZM210 176H211V177H210ZM258 176H260V178H259ZM262 176H263V177H262ZM147 177L150 179V181H147V179H148ZM171 177H172V178H171ZM256 177H258V179H259L260 181H259V180H256V179H257ZM143 178H144V179H143ZM145 178H146V179H145ZM151 178H152V179H151ZM155 178H156V179H155ZM170 178H171V179H170ZM173 179H174V181H173ZM144 180H145V181H144ZM151 180H152V181H151ZM170 180H171L172 182H171ZM86 181L90 182V183H89V184H90L89 186H92L91 183L94 182V180H92V179H88V178H87ZM168 181H169L170 183H168ZM209 181H210V182H209ZM253 181H254V182H253ZM140 182H141V183H140ZM148 182H149V183H148ZM150 182H151V183H150ZM165 182H167V183H165ZM174 182H175L176 184H175ZM252 182H253V184H252ZM259 183H260V184H259ZM131 184H132V183H131ZM133 184H132L131 186H133ZM154 184H156V185H154ZM168 184H170V185H168ZM171 184H172V185H171ZM177 184H178L179 186H178ZM212 184H213V185H212ZM258 184H259V185H258ZM136 185H138V186H136ZM140 185H141L142 187H140ZM146 185H144V188H147V187H148V186L146 187ZM160 185H161V186H160ZM167 185H168V186H167ZM173 185H174V186H173ZM214 185H215V187H214ZM152 186H153V187H152ZM159 186H160V187H159ZM163 186H164V187H163ZM165 186H166V187H165ZM170 186H171V187H170ZM176 186H177V187H176ZM217 186H218V187H217ZM134 187H133V188H134ZM173 187L177 188V189H175L176 191H173V190H174ZM178 187L181 188V189L179 188L181 191L178 190ZM201 187H203V188H201ZM205 187H206V188H205ZM220 187H221V188H220ZM165 188L167 189L166 191L164 190ZM186 188H187V190H185ZM204 188H205V189H204ZM207 188H209L210 190L207 189ZM216 188H217V189H216ZM91 189H93V188H90V190H91ZM169 189H172V190H169ZM203 189H204V191H203ZM213 189H214L215 192L213 191ZM251 189H252V188H251ZM205 190L208 191L209 193H206ZM167 191H168V192H167ZM186 191H187V192H186ZM188 191H189V194H188ZM239 191H241V190H239ZM242 191H244V190L242 189ZM162 192H163V193H162ZM173 192H176V193L174 194ZM223 192H224V193H223ZM225 192H227L228 194H227V193L225 194ZM160 193H161V194H160ZM167 193H168V194H167ZM169 193L171 194V196H170ZM195 193H196V194H195ZM202 193H203V194L206 193V194H205L206 196L203 195ZM166 194H167L168 196H167ZM177 194H178V195H177ZM182 194H183V193H182ZM198 194H202L203 196L200 195V197H199ZM207 194H208V195H207ZM219 194H220V195H219ZM173 195H174V197H173ZM190 195H192V196H190ZM223 195H224V196H223ZM227 195H228V196H227ZM234 195H235V193H234ZM120 196H121V195H120ZM149 196H150V199H149ZM183 196H184V194H183ZM201 196H202V197H201ZM125 197H124V198H125ZM152 197H153V198H152ZM176 197H177V199H175ZM205 197H206L208 200L205 199ZM228 197H229V198H228ZM172 198H173V199H172ZM201 198H202V199L204 198V199L202 200ZM225 198H226V199H225ZM230 198H231V199H230ZM135 199H136V201H135ZM147 199H148V201H147ZM151 199H152V200H151ZM153 199H156V200L153 201ZM171 199L173 200V202L171 203V205H169V204H170L169 201H170ZM199 199H200V200H199ZM217 199H218V200H217ZM119 200H120L121 202H120ZM137 200H139V201L137 202ZM150 200L153 201V202H151L152 204H156V205H154V206H155V207H154L155 209L158 207V208L156 209V212H155V209L153 208V206H150V205H151ZM192 200H193V198H192ZM201 200H202V201H201ZM213 200H215V201L213 202ZM225 200H226V202H224ZM231 200H232V201H231ZM126 201L128 202V204H127ZM133 201L135 202V205H133L134 208H131V207H132V203H130V202H133ZM145 201H146L147 203H148V202H149V203L147 204ZM155 201H156V202H155ZM158 201H159V202H158ZM233 201H235L234 204H233ZM108 202H109V203H111V202L113 203V204H110V206H111L112 208L109 206V203H108ZM136 202L139 203V205H138ZM143 202H145V203H144L145 205L147 204V206H148L149 209H148L147 207H146L147 209H145V205L142 204ZM157 202H158V203H157ZM170 202H171V201H170ZM230 202H232V203H230ZM100 203H99V204H100ZM104 203H105V204H108V205H107L108 207H107ZM114 203H115V205H114ZM123 203H124V204H123ZM129 203L131 204V206H130ZM140 203H141V204H140ZM177 203H178V202H177ZM220 203H221V205L218 206L217 204H220ZM225 203L228 205V207H226V208H225ZM228 203H230L231 205L228 204ZM235 203H237L238 205H237V204L235 205ZM133 204H134V203H133ZM136 204H137V206H136ZM172 204H173V205L175 204V205L173 206ZM113 205H114V208H113ZM128 205L130 206V207L128 208V209H130V210H127ZM142 205H144V211H141V208H142V210H143ZM166 205H167L168 207L170 206V207H169L170 209H169ZM234 205H235V206H234ZM140 206H141V208H140V211H139V207H140ZM230 206L232 207V209H231ZM233 206H234V207H233ZM106 207H107L108 209H106ZM109 207H110V209H109ZM118 207H119V208H118ZM122 207H123V208H122ZM135 207H136V208H135ZM151 207H152L154 210H153ZM172 207H174V208H172ZM177 207L182 208V210H180V209L177 208ZM223 207H224V208H223ZM150 208H151L152 210H150ZM161 208H162V209H161ZM171 208H172V209H171ZM175 208H176L177 210H176ZM101 209H104V211L101 210ZM112 209H113V210H112ZM137 209H138V211H139L140 213L137 211ZM167 209H168V210H167ZM178 209H179L180 211H178ZM125 210H126V211H125ZM131 210H132V211H131ZM133 210H134V211H133ZM145 210H146V211L148 210V213H150V214H148L147 212H145ZM149 210H150V212H149ZM160 210H161L162 212H161ZM169 210H170V211H169ZM173 210H175V213H174ZM234 210H232V211H234ZM243 210H244V209H241L240 211H243ZM250 210H251V209H250ZM108 211H109V212H108ZM119 211H120V212H119ZM130 211H131L132 214L130 213ZM167 211H169V212H167ZM172 211H173V213H172ZM176 211H177V213H176ZM245 211H246V210H245ZM114 212H115V213H114ZM117 212H119V213H117ZM128 212L130 213V215H129L130 217L126 216L127 214H129ZM133 212H134V213H133ZM154 212H155V213H154ZM166 212H167V213H166ZM243 212H244V211H243ZM253 212H256V209H255V210H254V209L252 210L251 215H253ZM107 213H108V214H107ZM123 213H124L125 215H124ZM135 213H136V214H135ZM143 213H144V214H143ZM146 213H147V214H146ZM156 213H157V214H156ZM238 213H239V211H238ZM240 213H241V212H240ZM114 214H116V215H114ZM118 214H119V215H118ZM120 214H121L122 216H121ZM153 214H154V215H153ZM164 214H166V215H164ZM167 214H168L169 216H168ZM172 214H173V216H172ZM174 214H175V215H174ZM146 215H147V217H146ZM151 215H153L154 217L152 216V218H150ZM155 215H156V216H155ZM159 215H160V216H159ZM240 215H243V214H240ZM254 215H255V214H254ZM132 216H133V217H132ZM171 216H172V217H171ZM175 216H176L177 218H179V219H177ZM261 216L263 217L264 214H263V215L260 214V216H258V218L256 217V219H257V221L260 220L261 224L264 225V219H263ZM109 217H110V218L113 217V218H111V219H114V221H116V222L114 223V221L111 220ZM158 217H159V218H158ZM163 217H164V218H163ZM167 217H168V218H167ZM173 217L176 218L178 221H179V220L181 221V222H179V225H178V224H175L176 226H177V225L179 226V227H178V226H177V227H174L175 229L173 228V225H170V224H172V223L174 222V221H173V219H174ZM260 217H261L262 220L259 219ZM107 218H108V219H107ZM147 218L150 219V220L148 221ZM170 218H171V219H170ZM123 219H124V220H123ZM142 219H143V220H142ZM162 219H163L164 221H163ZM129 220H130V221H129ZM139 220H140V221H139ZM152 220H153V221L155 220V221L153 222ZM158 220H159V221H158ZM174 220H175V219H174ZM177 220H175L174 223H176ZM110 221H111L112 223H111ZM135 221H136V222H135ZM146 221H147V222H146ZM160 221H161V222H160ZM169 221H170V222H169ZM171 221H172V222H171ZM109 222L111 223L112 226L110 225ZM141 222H142V223H141ZM133 223H134V224H133ZM137 223H138V224H137ZM140 223H141V224H140ZM153 223H154V224H153ZM159 223H161V224H159ZM174 223H173V224H174ZM181 223H182V224H181ZM108 224H109V225H108ZM119 224H120V225H119ZM126 224H127V225H126ZM132 224H133V225H132ZM143 224H144V225H143ZM158 224L160 225L159 227H158ZM168 224L174 229V231H172V228L169 227ZM113 225H114V226H113ZM116 225H117V226L119 225L121 228L118 227V228H119V229H118ZM124 225H125V226H124ZM130 225H131V226H130ZM136 225H137V226H136ZM140 225H141V226H140ZM147 225H148V226H147ZM162 225H164V227H163ZM109 226H110L111 228H110ZM149 226H150V227H149ZM260 226H261V225H260ZM113 227H115L114 229L117 228L116 231H115V230H111ZM139 227H140V228L143 227V228L140 229ZM155 227H158V229L160 228L161 230H159V231H161V232H157V231H155V229H156ZM138 228H139L138 232H140L141 234L137 233V229H138ZM170 228H171V229H170ZM177 228H178V229H177ZM126 229H127V230H126ZM133 229H134V230H133ZM153 229H154V230H153ZM158 229H157V230H158ZM162 229H163L164 231H163ZM117 230L119 231L118 233H117ZM121 230H122V231H121ZM123 230H124V231H123ZM125 230H126V231H125ZM131 230H133L134 232L131 231ZM149 230H151V231H149ZM175 230H177V233H176ZM182 230H183V229H182ZM128 231H129V233H128ZM130 231L133 233V235L130 233ZM141 231H142V232H141ZM143 231H144V232H143ZM145 231H146V232H145ZM154 231H155V232H154ZM162 231H163V232H162ZM171 231H172V232H171ZM121 232L124 233V234H125V232H127L128 234L126 233V234L124 235V234H121ZM152 232H154V233H152ZM173 232L176 233V235L173 234ZM178 232H180V233H178ZM101 233H102V232H101ZM103 233H104V232H103ZM103 233H102V234H103ZM119 233H120V234H119ZM134 233H135V234H134ZM136 233H137V235H136ZM142 233H143V234H142ZM157 233H161V234L164 233V234H163L164 236L162 237V238H163V241H159V240H158V239H159L158 236H161V234H157ZM129 234H131L132 236L129 235ZM138 234H139L140 236H138ZM154 234L156 235L155 237H154ZM118 235H119V236H118ZM134 235H135V236H134ZM157 235H158V236H157ZM171 235H172V236H171ZM136 236H137V237H136ZM149 236H150V237H149ZM152 236H153V237H152ZM179 236H183L184 239H183V238H182V239H179ZM107 237H108V238H111V240H109ZM112 237H113V238H112ZM135 237H136L137 239H136ZM148 237H149V239H147ZM156 237H157V238H156ZM172 237H173V238H172ZM175 237H176V238H175ZM128 238H129V239L131 238V240L133 241V243L131 242V240H130V242H129ZM132 238H135V239H132ZM139 238H140V239H139ZM141 238H142V239H141ZM152 238H154V239L152 240ZM155 238H156L157 240H156ZM166 238H169L168 243H167V241L165 240ZM177 238L179 239V241L181 242V244L176 243V242L178 241ZM180 238H181V237H180ZM112 239H113V240H112ZM121 239H120V240H121ZM126 239H125V240H126ZM150 239H151V241L149 242ZM175 239H177L176 242H174ZM108 240H109V241H108ZM146 240H147V241H146ZM161 240H162V239H161ZM111 241H112V242H111ZM154 241H155V242H154ZM128 242H129V243H132V245L130 244V245H131V246H130ZM134 242L137 243V244H135ZM147 242H148V243H147ZM153 242H154L155 244H154ZM157 242H160V243L163 242V243H161V245H159L160 243L158 244ZM180 242H179V243H180ZM126 243H127L128 245H127ZM156 243H157V244H156ZM133 244H134V245H133ZM145 244H146L147 246H145ZM150 244H151V245H150ZM153 244H154L155 246H159V247H158V248L156 247V249H154L155 246L153 247ZM162 244H163V245H162ZM173 244H174V245H173ZM122 245H123V247H121ZM124 245H125V246H124ZM136 245H138V246L136 247ZM149 245H150V246H149ZM220 245H221V244H220ZM133 246H134V247H133ZM143 246H144V247H143ZM160 246H162L163 249H162V247H160ZM135 247H136V248H135ZM149 247H151V248H149ZM152 247H153V250H152ZM171 247H172V249H171ZM202 247L206 248L205 245L202 246ZM202 247H201V248H202ZM124 248H125V249H124ZM145 248H146V249L149 248V249L146 250ZM181 248H179V249H180V250H179L180 252L182 251ZM201 248H200V250L203 252V251H204V250H203L204 248H202V249H201ZM220 248H221V247H220ZM220 248H219V249H220ZM226 248H227V246H225V248H222L221 251H220L219 249L216 248V249L219 250V251L216 250L217 252H215V249H213L214 251L211 250L212 252H210V253H211L212 255H213V253H214V255H215V254H218V256H220V255L223 254V251H224ZM116 249H117V251L119 250L118 252H120V250H121V252L118 254V255L121 254L120 257H119L118 255H116V254H113V255H112V252H113V251H115L114 253H116ZM129 249H130V250H129ZM134 249H135V250H134ZM150 249H151V250H150ZM160 249H161L162 251H160V255H159V252H158V251H159ZM125 250H126V252L123 253V251H125ZM131 250H134V251H131ZM154 250H156L155 253H154ZM163 250H164V251H163ZM206 250H207V249H205V251H206ZM222 250H223V251H222ZM137 251H138V252H137ZM145 251H146V252H145ZM174 251H173V252H174ZM205 251H204V253H205ZM118 252H117V253H118ZM136 252H137V253H136ZM141 252H145V253H147V254H148V252H149V254L152 252L150 255L148 254L149 256H152V257H150V258H152V260H153V261L150 260V261H152V263H151V262H147V261L145 260V258L142 256V253H141ZM156 252H158V254H157ZM162 252L165 253V255L163 256L164 258L161 256V255H163ZM202 252H201V253H202ZM207 252H208V251H207ZM219 252H220V253H219ZM122 253H123V254H122ZM133 253H131V254H133ZM194 253H195V252L191 253V255L193 254V255H192L193 258L191 257L190 254H189L190 256H188V254H186L185 256H188V257H190V258H188V260H187V258L185 257V260H186V261H182V262H180V264H183V263L186 264V263H188L187 261H189V260H190V261H189L190 263H188V264H192V263L194 264V263H195L194 258L198 255L199 252H198V253H195L196 255H194ZM221 253H222V254H221ZM109 254H111V255H109ZM135 254H133V257H134V258L137 257V256H134ZM153 254H154V256L156 257V258H154V259H153ZM156 254H157V255H156ZM199 254H200V253H199ZM205 254H206V253H205ZM219 254H220V255H219ZM114 255H116L117 257L114 256ZM122 256H124L123 259L121 258ZM158 256H159V257H158ZM194 256H195V257H194ZM157 257H158V259H157ZM160 257H161V258H160ZM119 258H120L122 261H121ZM134 258H133V259H134ZM182 258H183V257H182ZM212 258H213L212 256H211L210 259L207 257V260H206V258H205V259L203 260V263H202V264H211V263L214 264ZM115 259H117V260H115ZM163 259H164V261H163ZM165 259H166V260H165ZM183 259H184V258H183ZM192 259H193V260H192ZM118 260H119V261H118ZM137 260L135 259V261H137ZM144 260H145V261H144ZM154 260H155V261H154ZM191 260H192V261H191ZM208 261H210V262H208ZM145 262H146V263H145ZM155 262H156V263H155ZM157 262H158V263H157ZM191 262H192V263H191ZM204 262H205V263H204ZM214 262H215V261H214ZM133 263H132V264H133ZM167 263H166V264H167ZM114 264H115V263H114ZM116 264H118V263H116ZM119 264H120V263H119ZM195 264H196V263H195Z\"/></svg>",
  "mask_w": 264,
  "mask_h": 264
},
{
  "label": "built area",
  "instance_id": "built-area-1",
  "mask_svg": "<svg viewBox=\"0 0 264 264\" xmlns=\"http://www.w3.org/2000/svg\"><path fill=\"white\" fill-rule=\"evenodd\" d=\"M40 215L14 218L0 210V258L16 264H36L45 250Z\"/></svg>",
  "mask_w": 264,
  "mask_h": 264
}]
</instances>
